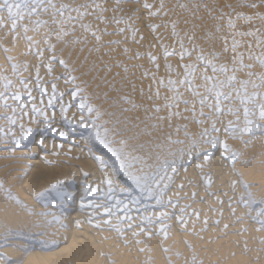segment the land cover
Here are the masks:
<instances>
[{
  "label": "bare ground",
  "instance_id": "bare-ground-1",
  "mask_svg": "<svg viewBox=\"0 0 264 264\" xmlns=\"http://www.w3.org/2000/svg\"><path fill=\"white\" fill-rule=\"evenodd\" d=\"M160 1L162 0H158V1H155V0H41V7L45 10L41 11L39 8H34L33 9V13L32 15H29L27 14V9L24 10V14H23V18L22 19H18V22H17V25H16V28L15 30H13L12 28V25H11V22L9 21L8 17H7V12H3V13H0V23H3L4 27H0V44L1 45H9V46H12V47H15V51L12 52V54L14 53V56H15V53L17 52H20L21 49L24 50V52L26 51L24 48H25V44H24V39H33V42L34 44L35 43H38V42H41V44H45V39L42 40V33L44 31L42 30H48V33L52 38V40L54 39H57L59 38L58 36H61L60 34L63 32V31H68V33L65 34V38H63L61 36V38L63 39V41H67V40H75V39H78V40H84L85 42L87 41H90L89 39V35H84V32L82 33L81 30H83V27L85 25L88 26L89 30L91 29V33H96L97 36H99L100 39H103V42L104 40L107 41V40H111L110 42H113V39L115 40V38H117L118 40V43L120 44V46L123 48V51L125 52V49H128V53L127 54H130V51L134 48L133 46H137V45H140V47H145V48H150L149 50V55L150 57H153V58H159V61L155 64L156 65V69L158 67L161 66V62L163 60L167 61V62H170V63H176L178 60L180 61L181 59H179V55H181V52H187L189 55H187V57L185 58H195V55L190 51V49H192L190 46H193L194 44H192V42L190 41L189 43H185L184 45V48L182 49L180 45H177L175 47H172L170 49H168V52L167 53H171V56L170 55H167L166 57V54L165 55H159L158 54V51L156 49H154V44H151V39L154 37L156 39H158L159 41H162V43L164 42V44L166 42H169L168 39L170 38H166V37H170L168 36L170 33V31H168V29H170L169 26V23L172 22L176 17L174 15L177 14V10H176V13L173 15L175 18H173L171 21H169L170 19V12L166 13V9L163 8V3H161ZM164 1V0H163ZM166 1H169V0H166ZM177 1V0H175ZM165 2V1H164ZM174 2V1H173ZM178 2V1H177ZM21 3H23V0H21ZM160 3V4H159ZM166 3V2H165ZM176 3V2H175ZM162 4V5H161ZM168 4V3H167ZM177 4V3H176ZM52 5H55V8L52 7ZM97 5H99L100 7H97ZM145 5H147V7H145ZM171 5L174 6V4H169L170 8H171ZM179 5H182V4H179ZM165 6V5H164ZM0 7H3L2 3H0ZM168 7V6H167ZM166 7V8H167ZM61 8H64L65 11L63 12V14L61 15L60 14V10ZM169 8V7H168ZM164 9V10H163ZM173 9V8H172ZM174 10V11H175ZM15 11V9H14ZM172 11V10H170ZM80 13H84L83 16L80 15ZM153 13H155V15H153ZM178 15V14H177ZM179 18V16H178ZM176 18V19H178ZM186 18V17H185ZM124 19V22L126 20L125 23H123L121 20ZM179 19H182L181 16ZM178 20H175V21H179ZM103 21V23H101L100 21ZM183 20L185 21L184 19V16H183ZM117 21H120L119 23H117ZM169 21V23H168ZM187 21V20H186ZM122 22V23H121ZM182 21H180V24H181ZM240 22V21H239ZM242 22V21H241ZM246 22V21H245ZM243 21V23H245ZM176 22H174L175 24ZM179 23V22H178ZM185 23V22H184ZM190 23V22H188ZM235 23V21H234ZM128 24V26H127ZM172 24V23H171ZM170 24V25H171ZM187 24V23H186ZM192 24V23H191ZM241 24V23H239ZM249 24V23H247ZM59 25V26H57ZM179 24H177L178 26ZM182 25V24H181ZM181 25H179L178 29L181 28ZM190 25V24H187V26ZM227 25V24H226ZM237 25V23H236ZM244 25V24H243ZM45 26V27H43ZM176 26V25H175ZM176 26V27H177ZM186 25H184L185 27ZM245 26V25H244ZM248 26V25H247ZM252 27V25H250ZM248 26V27H250ZM183 27V28H184ZM227 27V26H226ZM238 27V26H237ZM242 27V25H241ZM152 28H155V31L153 32L152 31ZM190 28V27H189ZM195 28H197V26H195L193 29L195 30ZM236 28V27H235ZM239 28V27H238ZM24 29H28L27 32L24 31ZM81 29V30H80ZM177 29V30H178ZM192 29V31H193ZM247 29V28H246ZM250 29V28H248ZM122 30V32H121ZM174 30V29H173ZM183 30H187V27L186 29H183ZM224 30H226V28H224ZM233 30V29H232ZM252 30V28H251ZM93 31V32H92ZM188 31V30H187ZM186 31V32H187ZM235 31V29H234ZM239 31V29H238ZM245 31V29H244ZM247 31V30H246ZM88 32V31H87ZM86 32V34H87ZM104 32V34H102ZM172 34H173V31H171ZM176 32V30H175ZM185 32V31H183ZM227 32V31H226ZM242 32V30H241ZM45 33V32H44ZM89 33V34H91ZM119 33V34H118ZM194 33V32H192ZM190 33V30H189V33L187 34V36L189 37V34H190V37H191V34ZM196 33V31H195ZM192 34L193 35H195ZM229 33H230V30H229ZM67 34H71L70 37H68ZM170 34V35H172ZM184 33H180V35H183ZM186 34V33H185ZM64 36V35H63ZM186 36V35H185ZM234 36V35H233ZM183 37V36H181ZM180 37V38H181ZM197 37V35H196ZM236 37V36H235ZM239 37V36H238ZM60 38V39H61ZM93 38V37H92ZM186 38V37H185ZM241 38V37H239ZM50 39V38H49ZM50 39V40H51ZM61 39V40H62ZM99 39V40H100ZM177 39V38H176ZM187 39H190V38H187ZM192 39V38H191ZM229 39H231V37L229 36ZM247 38H245V41ZM249 39V38H248ZM51 42L53 43L54 41ZM95 40V39H93ZM117 40L115 42H117ZM182 40V38H181ZM184 40V39H183ZM194 40V38L192 39ZM32 41V40H31ZM58 41V39H57ZM72 41V40H71ZM71 41H69V43H71ZM141 41L144 43H141ZM154 41V40H153ZM187 41V40H186ZM189 41V40H188ZM230 41V40H229ZM240 41V40H239ZM244 41V40H243ZM249 41V40H248ZM28 42V41H27ZM56 42V41H55ZM96 42V41H95ZM100 42V41H99ZM170 42L173 43L174 42V39H170ZM179 42V41H178ZM183 42V41H182ZM181 42V43H182ZM73 43V41H72ZM83 43V42H82ZM81 43V44H82ZM88 43V42H87ZM90 43V42H89ZM92 43V42H91ZM101 43V42H100ZM150 43V44H149ZM170 43V44H171ZM194 43V42H193ZM248 43V42H247ZM251 43V42H250ZM56 44V43H55ZM54 44V45H55ZM102 44V43H101ZM110 44V43H109ZM109 44H107L108 46L106 47H103L104 49L103 50H100L98 51V49H96V51H98V56L100 58V53H103L105 52V56L103 57V55L101 57L103 58H107V59H110L108 58L109 55L111 54V52H108L109 54L106 55V52L107 51H116V48L115 46H109ZM112 44V43H111ZM114 44V43H113ZM112 44V45H113ZM241 44V43H240ZM244 46V42L242 43ZM29 45V44H28ZM104 45V44H102ZM27 46V44H26ZM41 46V45H40ZM39 46V51L37 52V56H36V60H34L33 58H31V56H26L25 53L23 54H20V57L17 56V59L18 58H24L25 62L22 63L21 65H23V67L19 64V67H22L23 68V71L22 72H19L18 75H21L23 77V81H26V84H23L21 89L20 87H18V84L15 83L14 85L11 86L10 88V92L12 93L13 92H17L18 94L22 91L24 93H27L25 92V87H27V89L29 90L28 92H30V95H31V105L33 107H36L37 109H39L43 115H39V118H44L46 119L47 118V107L44 103V98H41L42 95H40V93H35L34 91H32V88L33 86L35 85V83H37V80H39V84L41 86H46L45 83H47V79H48V76L47 74L49 73H52L51 75L52 76H57V75H60L59 73H61L60 69L58 68L59 66V62L60 61H64V60H60L57 59V58H62V59H65L64 57V53L67 51L64 52L62 51V57L60 56H57L56 54L57 53H52V51H49V50H44L42 47ZM60 46V45H59ZM101 46V45H100ZM119 46V48H120ZM195 46V45H194ZM5 47V48H6ZM28 47V46H27ZM30 47V46H29ZM61 47V46H60ZM99 47V46H97ZM169 47V46H168ZM178 52H176L178 55H173L174 54V51H172V49L174 48H178ZM1 48V47H0ZM57 48V47H56ZM79 47H77L78 49ZM167 48V47H166ZM204 47H202V50H203ZM205 48L207 49V47L205 46ZM20 49V51L18 50ZM28 49V48H27ZM54 49V48H53ZM57 49H60V48H57ZM69 49V48H68ZM100 49V48H99ZM189 49V51H187ZM10 50V49H9ZM52 50V49H51ZM70 50V49H69ZM95 50V49H94ZM92 50V51H94ZM134 50V49H133ZM137 50V49H136ZM135 50V51H136ZM143 50V48H142ZM147 50V49H146ZM167 50V49H166ZM1 51V49H0ZM3 51V50H2ZM12 51V49H11ZM10 51V52H11ZM17 51V52H16ZM61 51V50H60ZM71 51V50H70ZM69 51V52H70ZM113 52L112 54L115 56V53L118 51V54L121 52H119V50L117 49L116 52ZM6 52V51H5ZM23 52V51H22ZM58 52V51H57ZM68 52V51H67ZM69 52H68V55H69ZM77 52V50H76ZM87 52V51H86ZM91 52V51H90ZM141 52V51H140ZM27 53V52H26ZM61 53V52H60ZM75 53V51H74ZM79 53V51H78ZM76 53V54H78ZM85 51L81 54H78L80 56L79 59H83L81 58L82 54L83 56L84 55ZM93 53V52H92ZM91 53V54H92ZM97 53V52H96ZM123 52H121L122 54ZM143 53V51H142ZM140 54L139 55V60L138 59H127L125 63V67L127 66H130V65H133L135 66L133 63L134 62H139V65L141 63L140 66L144 65V69L146 68L145 67V63H146V60L144 62V56L143 54ZM146 53V51H145ZM4 54V53H3ZM2 54V55H3ZM7 54V53H6ZM59 54V52H58ZM91 54H89L91 56ZM95 54V53H94ZM132 54H134V52L132 51ZM204 54V52H203ZM11 56V54H9ZM28 55V54H27ZM67 55V53H66ZM72 55V54H71ZM70 56V61H74L73 60V55ZM75 55V54H74ZM76 55V57L78 56ZM87 55V54H86ZM97 56V54H95ZM120 55V54H119ZM129 55V56H130ZM152 55V56H151ZM173 55V56H172ZM14 56H11L14 57ZM88 57L86 60H88L89 62L92 61L94 59V55L92 54V60H89V58L91 59V57ZM126 56V54H125ZM128 55L126 56L127 58L129 57ZM132 56V55H131ZM130 56V57H131ZM136 56V55H135ZM146 56V54H145ZM147 56H148V51H147ZM210 55H208L207 57H209ZM233 56V55H232ZM3 57L1 56V52H0V58ZM64 57V58H63ZM113 57V56H112ZM118 57V61H122L123 59L125 60V58H119ZM116 57V58H117ZM26 58V59H25ZM85 58V57H84ZM115 58V59H116ZM131 58H135L134 56L131 57ZM143 58V59H142ZM211 56L209 57V61L211 60L210 59ZM68 59V58H66ZM65 59V60H66ZM76 59V58H74ZM101 59V58H100ZM99 59V60H100ZM107 59H102L103 61L107 60ZM207 59V58H206ZM206 59L205 62L207 61ZM233 59V58H231ZM23 60V61H24ZM37 60L41 63L39 64H42L41 66L42 67H38V62ZM84 60V59H83ZM85 60V61H86ZM96 60V59H95ZM98 60V58H97ZM101 60V61H102ZM123 60V61H124ZM13 61H16L17 60H13ZM69 62V59L67 60ZM88 61L84 62V66H85V63H87ZM108 61V60H107ZM115 61V60H114ZM186 61V60H185ZM184 61V62H185ZM0 73L4 71V67H3V63L0 59ZM19 62V61H18ZM21 62V61H20ZM66 62L65 66L68 64H70L71 62ZM99 62V61H98ZM106 62V61H105ZM110 62V61H109ZM117 62V60H116ZM181 63L183 61H180ZM188 62H190V64L192 63V60L189 59ZM211 62V61H210ZM91 63V62H90ZM89 63V64H90ZM149 63V62H147ZM151 63V62H150ZM195 63V62H193ZM209 63V62H208ZM218 63V62H216ZM88 64V63H87ZM86 64V66H87ZM88 64V65H89ZM169 64V63H168ZM188 64V63H187ZM187 64H184L183 65H187ZM207 64V63H206ZM205 64V66H206ZM67 65V66H68ZM119 65V64H118ZM155 65H154V68H155ZM181 65V64H180ZM178 65V66H180ZM196 65V64H195ZM217 65V64H216ZM226 65V64H225ZM25 66H27L25 68ZM125 68L124 67V63L120 65V68ZM132 66V67H133ZM137 66V64H136ZM150 66V65H149ZM173 66V65H172ZM198 66V65H197ZM202 66V65H201ZM89 67V66H88ZM204 67V66H202ZM218 67V65H217ZM221 67V66H219ZM7 68V67H6ZM63 68V67H62ZM70 68V67H69ZM83 68V66H82ZM80 68V69H82ZM87 68V67H86ZM117 68V67H116ZM119 68V69H120ZM129 68V67H128ZM139 68V67H138ZM137 68V69H138ZM149 68V67H148ZM152 68V67H151ZM164 69V66L162 67ZM183 68V67H182ZM195 68V67H193ZM49 69H51V71L49 72ZM66 69V68H64ZM79 69V70H80ZM131 69V67H130ZM147 69V68H146ZM175 69V66L174 68H172V70ZM184 69V68H183ZM8 70V68L6 69ZM5 70V71H6ZM67 70V69H66ZM65 70V71H66ZM70 70V69H69ZM79 70H78V73H79ZM85 70V69H84ZM91 70V69H90ZM90 70H86V71H90ZM96 70V69H94ZM116 74H117V69H114ZM114 70H109L111 72H108V74L110 75L111 73H114L112 71ZM132 70V69H131ZM133 70L135 71V68H133ZM142 70V69H141ZM149 70V69H148ZM177 70V69H176ZM182 70V69H181ZM180 70V71H181ZM202 70L204 71V69H199V71H195V72H202ZM252 70V69H251ZM5 71L3 73H5ZM120 71V70H118ZM129 71V69L127 70ZM137 71V70H136ZM145 71V70H144ZM157 71L159 70H156V73L155 74H158ZM164 71V70H163ZM256 71V70H255ZM7 72V71H6ZM71 72V71H70ZM73 72V71H72ZM80 72H84L83 70ZM103 72L102 71V76L103 75ZM106 72V71H105ZM122 72V70H121ZM120 72V73H121ZM132 72V71H131ZM130 72V74H131ZM152 72V71H151ZM154 72V71H153ZM46 73V74H45ZM63 73V72H62ZM67 73V72H66ZM66 73L64 74L66 76ZM119 73V72H118ZM123 73L126 74L125 71H123ZM137 73V72H136ZM141 73V72H140ZM139 73V74H140ZM145 73V72H144ZM179 74V72H177ZM208 72H206L205 74H207ZM258 73V72H257ZM81 74V73H80ZM83 74H87V73H83ZM90 74V73H89ZM105 74V73H104ZM107 74V75H108ZM114 73V76L116 75ZM135 74V72H134ZM134 74H133V77H134ZM150 74V73H149ZM149 74L147 73V75L149 76ZM182 74V73H181ZM180 74V77L182 79V76ZM197 74V73H196ZM202 74V73H201ZM228 74V73H227ZM3 75V74H2ZM63 75V76H64ZM69 75V74H68ZM73 75V74H72ZM77 75V74H75ZM79 75V74H78ZM88 75V74H87ZM93 75V73H92ZM98 75V73H97ZM122 74H118V76L121 78ZM129 75V73L127 74ZM141 75V74H140ZM153 75V74H152ZM151 75V76H152ZM210 75V74H209ZM242 75V74H241ZM9 74L7 75V73H5L3 75V77H8ZM71 76V74H70ZM82 74H81V78H82ZM90 76V75H89ZM96 76V74H95ZM131 76V75H129ZM136 76V74H135ZM154 76V75H153ZM176 76V74L174 73V77ZM204 76V75H203ZM10 77V76H9ZM50 77V76H49ZM67 81H71V77L67 76ZM77 76H75L76 78ZM79 77V76H78ZM85 77V76H84ZM87 77V76H86ZM101 77V75H100ZM117 78V76H115ZM124 77V76H123ZM150 77V76H149ZM158 77V76H157ZM177 77V76H176ZM197 77V76H196ZM211 77V75H210ZM21 78V77H20ZM53 78V77H52ZM56 78V77H55ZM71 78V79H70ZM79 78L78 81L76 80L75 82H64L63 81V78H62V81L59 82L58 84V89H56L58 91V93L60 92H64L66 90H68L71 86H75L77 83L76 82H81L82 79ZM129 78V77H128ZM127 78V79H128ZM137 78V76H136ZM148 78V77H147ZM153 78V77H152ZM156 78V77H155ZM163 78V77H162ZM200 78V77H199ZM58 79V78H57ZM77 79V78H76ZM88 79V78H87ZM87 79H86V84H87ZM102 79V78H100ZM124 79V78H123ZM140 79V78H138ZM137 79V80H138ZM151 79V77H150ZM149 79V80H150ZM174 79V78H173ZM176 79V78H175ZM201 79V78H200ZM199 79V80H200ZM9 80V79H8ZM61 80V79H60ZM75 80V79H74ZM85 80V78H84ZM84 80H83V84H84ZM93 80H94V77H93ZM92 80V81H93ZM116 79H114L115 81ZM125 80V79H124ZM132 80V79H131ZM135 80V78H134ZM152 80V79H151ZM154 80V79H153ZM153 80L150 81L148 84L144 85L145 87L147 86V90L149 92V90H151V84L153 83ZM196 80V79H194ZM198 80V78H197ZM196 80V81H197ZM73 81V80H72ZM91 81V80H90ZM89 81V85L91 84V82ZM100 81V80H99ZM113 81V80H112ZM119 81V80H117ZM127 81V80H126ZM129 81V79H128ZM127 81V82H128ZM133 81V80H132ZM146 81V80H145ZM160 81V80H159ZM180 81V80H179ZM178 81V82H179ZM195 81V82H196ZM9 82V81H8ZM56 82V80H55ZM95 82V81H94ZM198 82V81H197ZM202 83H204L203 81H200ZM7 83V82H6ZM106 83V81L104 82ZM111 83V82H109ZM107 83V84H109ZM114 83V82H113ZM112 83V84H113ZM120 83V84H119ZM117 84H119L121 86V82H119ZM138 83V81H137ZM147 83V82H146ZM54 84V83H53ZM52 84V85H53ZM95 87L97 88L96 86V83H94ZM103 84V83H102ZM110 84V85H112ZM125 84V83H123ZM122 84V85H123ZM127 84V83H126ZM130 84V83H128ZM136 85V83H132V85ZM154 84V83H153ZM93 85V84H92ZM105 85V84H104ZM108 85V86H110ZM138 85H141L140 83H138ZM178 85V84H177ZM176 85V86H177ZM197 85H200L197 84ZM56 86V84H55ZM88 86V85H86ZM100 86V85H99ZM107 86V87H108ZM117 86V85H116ZM143 86V85H142ZM155 86V85H153ZM152 86V87H153ZM157 86V84H156ZM179 86V85H178ZM203 86V85H202ZM51 87V86H50ZM76 87V86H75ZM74 87V88H75ZM83 87V86H82ZM85 87V85H84ZM83 87V89H84ZM89 87V86H88ZM91 87V85H90ZM102 86H100L101 88ZM106 85L104 86L103 90H108L107 88L105 89ZM119 87V86H118ZM123 87V86H122ZM121 87V88H122ZM139 87V86H138ZM145 87L143 89H145ZM184 87V86H182ZM181 87V88H182ZM237 87V85H236ZM74 88L71 87V89L73 90L72 93L74 92ZM77 88V87H76ZM87 88V87H86ZM95 88V89H96ZM99 88V87H98ZM117 88V87H116ZM115 88V89H116ZM126 89V92H127V87H125ZM130 88V87H129ZM133 88V87H131ZM139 88H142L141 86ZM158 88V87H157ZM157 88L153 87V89H155L154 93L156 94L157 92H159V90H157ZM186 88V86H185ZM200 88V87H199ZM202 88V87H201ZM46 91H44V90ZM49 86L43 88L42 87V91L43 92H48L49 90ZM92 88H90V91H91ZM136 88L133 89V91L135 90ZM138 89V88H137ZM159 89V88H158ZM161 89V88H160ZM164 89V88H163ZM168 89V88H167ZM196 89V88H195ZM198 89V88H197ZM80 90H82L80 88ZM89 93V90L86 89ZM85 90V91H86ZM119 90H120V87H119ZM132 90V89H131ZM180 90V89H179ZM182 90V89H181ZM180 90V91H181ZM201 90V89H200ZM9 91V90H8ZM51 93L53 92L52 91V88H51ZM60 91V92H59ZM69 91V90H68ZM76 91V89H75ZM84 91V92H85ZM94 91V90H93ZM100 91V90H99ZM104 91L105 95H106V92ZM118 90L114 91V93H116ZM123 91V90H121ZM143 91V90H141ZM186 91V89H185ZM233 91V89H232ZM78 92V91H77ZM92 92V91H91ZM97 92V91H96ZM95 92V93H96ZM125 92V91H124ZM123 92V93H124ZM138 90L135 92L137 93ZM147 92V94H148ZM182 92V91H181ZM201 92V91H200ZM234 92V91H233ZM16 93V95H18ZM49 93V92H48ZM50 93V94H51ZM97 93H100V92H97ZM103 93V92H101ZM100 93V94H101ZM122 93V92H121ZM129 93H130V90H129ZM140 93V92H139ZM139 93H138V96H139ZM142 93V92H141ZM180 92L177 93V95L179 94ZM183 93V92H182ZM182 93H180L179 95H181ZM185 93V92H184ZM183 93V94H184ZM13 94V93H12ZM61 94V93H60ZM92 94V93H90ZM112 96L113 94L110 93ZM119 95V93H117ZM128 92L126 93L125 97L128 98L127 96ZM133 94V93H131ZM154 94V95H155ZM190 94V92H189ZM22 95V93H21ZM67 95V94H65ZM81 95V94H79ZM76 96V97H79ZM82 95H84L82 93ZM94 95V94H93ZM97 95V94H96ZM103 95V94H102ZM115 95V94H114ZM116 95V96H118ZM144 95L142 101L140 100V103L141 105H143V107L146 105H149V107L152 105V103L154 104L153 107L154 109L155 108H159L161 109L162 111H167L168 109H166L164 107L165 105V100L163 101L164 104H161L159 103V99L156 98V96H154V100L151 99V101H149V97L152 96L153 97V91L151 90L149 92L148 95L145 94V90H144ZM141 95V96H142ZM146 95V96H145ZM89 96V95H88ZM99 96V94L97 95ZM111 98H113L112 96L108 95ZM121 96V95H120ZM119 96V97H120ZM133 97V95H131ZM135 96V95H134ZM159 96H164V98L166 97V101L167 103L171 104L172 105V108L174 109H177L176 111H178V108H184L181 106L180 102H176L174 101L173 99H169L170 97H173L171 92H169L168 90H162L161 92H159ZM182 96V95H181ZM184 96V95H183ZM187 96V94H186ZM185 96V97H186ZM192 96V94H191ZM43 97V96H42ZM63 100L60 102V103H57L60 108L61 107H64L65 104L68 106V104L72 101V95H67L66 96H63ZM87 97V96H86ZM101 97V96H100ZM104 97V96H103ZM102 97V98H103ZM115 97V96H114ZM130 97V96H129ZM177 97V96H176ZM185 97H183L185 99ZM27 98H28V103H29V94L27 95ZM85 97H83L84 99ZM91 98V97H90ZM93 98H95L94 100H96V97L93 96ZM99 99V101L97 102H94L92 105H88L89 107H92L94 108L97 104H101L103 102V100ZM105 98V97H104ZM117 98V97H116ZM121 98V97H120ZM124 98V97H123ZM137 98V97H136ZM140 98V97H139ZM162 98V97H161ZM162 98V100L164 99ZM181 97L178 96L177 99L179 100ZM188 98V96H187ZM76 99V98H75ZM74 99V100H75ZM80 99V98H79ZM81 100L82 102H84L85 100ZM92 99V98H91ZM119 99V98H118ZM89 100V99H87ZM93 100V101H94ZM114 100V98L112 99ZM111 100V101H112ZM122 100V99H121ZM121 100H118V104H122V102L124 101H121ZM135 97H134V101H135ZM138 100V101H139ZM177 100V101H178ZM191 100V99H190ZM214 100V99H213ZM70 101V102H69ZM80 100L79 102H77V104H79L80 106V103H82ZM91 101V100H90ZM106 101V99L104 100ZM117 101V100H116ZM121 101V102H120ZM128 101L129 98H128ZM134 101H132L133 104ZM137 101V100H136ZM135 101V102H136ZM137 101V102H138ZM181 101V99H180ZM189 101V100H188ZM195 101V100H194ZM87 102V101H85ZM92 102V101H91ZM115 102V100H114ZM113 102V103H114ZM211 102V100H210ZM28 103L25 102L26 105H28ZM65 103V104H64ZM108 102L102 104L101 107H105ZM110 103V102H109ZM178 103V104H177ZM191 103V101H190ZM231 103V101H230ZM48 104V103H47ZM63 104V106H62ZM89 104V103H88ZM117 104V102H116ZM124 104V102H123ZM128 104V103H127ZM131 103L129 102V105ZM132 104V105H133ZM176 104V105H175ZM188 104V103H187ZM211 104V103H209ZM223 104V103H222ZM25 105V106H26ZM30 105V108L32 107ZM49 105V104H48ZM97 105V106H98ZM108 105V104H107ZM110 105V104H109ZM137 105V103H136ZM183 105V104H182ZM193 105V102L191 103L190 106ZM197 105V103H196ZM231 105H234L235 104H230L228 105V103L225 105H223L224 109H228V107H231ZM66 106V107H67ZM79 106H76V107H79ZM113 105H111L112 107ZM114 106H115V103H114ZM116 106H119V105H116ZM126 106V103L125 105ZM123 106V107H124ZM135 106V105H133ZM187 106V105H186ZM188 107L190 109H193L191 107ZM240 106V105H238ZM28 107V106H27ZM26 107V108H27ZM100 107V108H101ZM127 107V106H126ZM139 107V106H138ZM142 107V108H143ZM148 107V108H149ZM194 107V106H193ZM222 107V108H223ZM52 108V107H51ZM65 108V107H64ZM98 108V107H97ZM96 108V109H97ZM109 108V107H108ZM113 108V107H112ZM135 108V107H134ZM137 108V106H136ZM135 108V109H136ZM151 108V107H150ZM149 108V109H150ZM187 108V110H188ZM195 108V107H194ZM206 108V107H205ZM241 108V107H239ZM238 108V109H239ZM28 109V108H27ZM58 109V107L56 108ZM85 109V108H84ZM87 109V107H86ZM95 109V108H94ZM104 109V108H103ZM106 109V107H105ZM127 109V108H126ZM129 109V108H128ZM140 109V107H139ZM181 109V110H182ZM186 109V108H185ZM196 109V108H195ZM223 109V110H224ZM234 109V108H233ZM100 110H97L99 111L100 113ZM116 110V108H115ZM114 109L112 110H109V116L111 117L110 113L112 114L113 113V118L111 119V122H110V118H108L110 124L109 125H113L115 126L113 130H115L114 132H116L117 130H120L119 128H123L125 129L123 131V134L120 136L118 133V136L114 135L112 136V138L116 141V142H119L120 143L118 145L115 144L114 147L116 146H121V145H124V144H127L128 147H133V145H137L139 144L140 145V148H144V153L147 154L145 152V149L146 151L149 153L150 148L149 147L150 145L147 143L148 142V139H150L154 134L155 136H157L158 138V141H160L159 139L162 138V136L160 135V131L158 130H155L154 132L151 131V135L150 137H148L147 135V132L149 131L148 128V125L149 123H146L145 122V116L143 117V119H145L143 121V119H137L135 121V119H133L132 115L130 116V119L128 120V124L126 123H123L124 121L126 122V118L128 117V115L130 113H125L123 112V110H117L115 111ZM133 110V109H132ZM131 110V111H132ZM147 110V109H146ZM152 110V109H151ZM236 110V109H235ZM68 112H71V113H66V112H63L65 114H67V116L65 115V117L70 120H72L73 122H70V123H76V118L77 116L73 117L71 116L72 115V112L73 111H69L67 109ZM105 111V110H104ZM103 111V112H104ZM108 111V110H106ZM105 111V114L107 113ZM130 111V110H128ZM140 111V110H139ZM144 111V110H143ZM148 111V110H147ZM153 111V110H152ZM151 111V114L153 113ZM189 111V110H188ZM194 111V110H193ZM198 111V109H197ZM228 111V110H227ZM226 111V112H227ZM238 111H241V110H238ZM54 112V111H53ZM58 112V111H57ZM60 112V111H59ZM87 112V114L89 113L88 111H85V113ZM137 109L136 110H133L132 113H137ZM150 112V110L148 111V113ZM160 112V111H159ZM158 112V113H159ZM172 111L168 112V113H171ZM174 112V111H173ZM181 112V111H180ZM179 112V113H180ZM225 112V111H224ZM243 112V110H242ZM142 113V112H141ZM141 113L139 112V114L141 115ZM146 114V111L144 112ZM165 113V112H164ZM178 113V112H176ZM183 113V112H182ZM186 112H184V115H187V119H188V115L189 114H185ZM239 113V112H238ZM91 114V113H90ZM101 114L102 113V110H101ZM138 114V113H137ZM138 114V115H139ZM156 114V113H155ZM163 114V113H162ZM167 114V113H166ZM165 114V115H166ZM174 114V113H173ZM208 114V113H207ZM241 114V113H240ZM57 114L55 113H50V116H53V118H55ZM61 115V114H60ZM94 117L95 114H93ZM121 115V117L123 118V122L121 124H119L121 122V120H119V117ZM164 115V114H163ZM223 115V113H222ZM226 115V114H225ZM49 116V115H48ZM59 116V115H57ZM105 116V115H104ZM148 116V115H147ZM151 116V115H150ZM156 116H160V115H157ZM171 116V115H170ZM181 116V115H180ZM191 116V115H190ZM189 116V118H190ZM213 116V115H212ZM211 116V118H212ZM241 116V115H240ZM60 117V116H59ZM64 117V118H65ZM100 117V116H99ZM107 117V116H106ZM120 117V119H121ZM136 117H138L136 115ZM134 117V118H136ZM162 117V115H161ZM160 117V119H161ZM169 117V115H168ZM214 117V116H213ZM221 117V116H220ZM224 117V116H222ZM221 117V118H222ZM227 117V116H226ZM15 120H16V127L15 129H7L6 131V134H7V138L5 139L4 143L2 144L1 148L5 149V151L3 152H0V164H3V165H6L5 169L2 170V167H1V170L2 172L0 173V209H4V200H3V195L6 193L7 195H10V197H8V202L10 201H15L14 199H12L11 197H15L16 199H18L20 201V205H23L25 206L24 208H27L30 212H39V214H41L40 217H37L35 218L36 221L39 220V226H41L44 230H46L44 232V235L42 236H39L38 240H50L51 243H55L58 245V249L54 252H50V253H42L38 250H35L31 253H29V255L27 256L24 264H109L107 261H104L103 260V257L101 255L102 251H104V249H109V251L112 253L111 255V260H112V264H165L163 261H166L165 260V255L166 256H169L167 258H170L171 261H174L176 259V264H180L181 262L185 261V264H232L234 262H236V260H240L242 259V257H244L243 255H241L240 253H238V251H234L235 253H233L234 255L233 256H226L225 258L222 256L223 255V252H224V249H225V243H224V249L221 248V243L223 244V240L222 238H218L220 240H218L217 238V243L216 241H214L215 237L210 235L213 240H210L209 238H207L208 236V231H207V235H204L203 233L205 232H199L200 230V227L201 224L202 225H205L204 221H207V225H210L208 222H210L212 220V218H210L214 213L210 210V207H207L210 205V203L214 204L212 201L213 200H219V201H223L225 200L226 198L229 200V202L231 203L232 205V208L229 209L228 211L230 212H233L232 209L234 208L235 211H237L239 208H237L234 204V201L235 200V197L233 198H230V192L228 191V184L229 182H233V178H231L230 175H228V166L226 167L225 165V157H228L227 155H229L230 153L228 152H224L223 149L221 147H219L220 149H218L219 151L216 153L215 155V159H213V164H209V165H212L211 167V171L209 173L210 177L212 179H214L216 181V183L214 184L213 183V189H216L214 192H216V195L213 194V199L211 200V202L209 201V205L207 203V206L206 205H202L203 208L199 205V203L197 202H200V201H207L208 202V199L205 200L206 198L204 197V193L203 191L200 189L201 186H197L196 185V182L199 181L197 180V177H198V174L200 172H202V170L200 168H202V165H200V163H205L204 161V157L202 158H199L198 159V162H195L192 164L191 167L187 168H183V169H180L179 170V176H181V179L182 180V183L186 184L187 187H183L182 185V188H184L185 190H181V194L183 197H181V200L177 201V202H174V203H169L168 205V208L167 210H169L170 212H175L176 215H174L172 218H166L163 220V222L157 224V217H159L160 215L163 214V212H160V213H154L153 211H149L148 213H140L138 214L139 212V208H136V206H134L132 203H129L130 201L126 198H119L118 195H123V193L125 192L126 193V189L124 186H118L115 188L114 184H111V188L106 187V183L104 182L105 179L107 180H111L112 179H109V173L110 171L107 172V170H104L102 168L99 167L98 165V162H103V160L106 161V158L103 154H101V151L106 153L107 152L109 153L108 150H105L103 151V149L99 148L98 146H95L94 145V149L96 150H92V154L89 155L90 153H87L88 151L85 150V145L86 143L84 141H82L83 139H78V140H74V139H69L68 140V143L69 145H61L58 141H56L54 138H62L61 137V133L64 134V137L66 136V132L63 131L64 129L62 128V125H61V128L59 126V121L58 123H56L57 121L56 120H53V121H47V119L45 120V124L44 125H37L38 128L41 130V128L43 127H48L49 128V134L54 136L53 137H50V136H41V135H38V137L36 138V141L33 143V145H30L28 147L27 146V143H28V138H24L22 139L21 137V134H22V130H21V125H23V128L24 129H30L29 126L31 123L29 120H27L26 118H30L28 115L26 117H23L20 115L17 119L16 117H13ZM40 118V119H41ZM58 118V117H57ZM61 118V117H60ZM75 118V119H73ZM93 118V116H92ZM103 118V120H105L104 117H101ZM100 118V120H101ZM116 118V119H115ZM133 120H132V119ZM147 118V117H146ZM149 118V116H148ZM175 118V117H174ZM210 118V116L208 117ZM207 118V119H208ZM210 118V119H211ZM231 118V117H230ZM237 118V117H236ZM240 117L238 116L237 119H239ZM50 119V117H49ZM56 119V118H55ZM59 119V118H58ZM95 119V118H94ZM107 119V118H106ZM151 119V118H150ZM167 119V118H166ZM165 119V120H166ZM173 119V117H172ZM171 119V120H172ZM220 119V118H219ZM226 119V118H225ZM224 119V120H225ZM233 119V118H232ZM235 119V118H234ZM236 119V120H237ZM60 120V119H59ZM64 120V119H63ZM67 120V119H66ZM98 120V119H95V121ZM181 120V119H180ZM241 120V119H240ZM42 121H44L42 119ZM68 121V120H67ZM102 121V120H101ZM101 121H99L101 124H103ZM150 121V120H149ZM154 121V119H153ZM155 121H156V118H155ZM162 121H164L162 119ZM173 121V120H172ZM171 121V122H172ZM178 117H177V122H178ZM204 121V120H203ZM222 121V120H221ZM230 121V119H229ZM107 122V121H106ZM107 122V124L109 123ZM180 122V121H179ZM227 122V120H226ZM243 122V120H242ZM62 123V122H60ZM66 123V122H65ZM95 123V122H93ZM98 123V122H97ZM97 123L95 124L97 126ZM210 123H211V120H210ZM224 123V122H223ZM241 123V122H240ZM101 124H98V126H100ZM106 124V123H105ZM119 126H116L118 125ZM129 125V127L125 126V125ZM153 124V123H152ZM151 124V125H152ZM162 124V122H161ZM172 125V123H170ZM174 124V122H173ZM189 124V123H188ZM83 126V124H81ZM156 125V124H154ZM158 125V123H157ZM162 125H165V123H163ZM191 125V124H190ZM188 125V126H190ZM227 125V124H226ZM236 125V124H235ZM86 126H88L86 124ZM107 126V125H106ZM104 127L108 130L107 127ZM170 126V125H169ZM174 126V125H173ZM187 126V125H186ZM192 126V125H191ZM234 126V125H233ZM237 127L239 126L236 125ZM234 126V127H236ZM41 127V128H40ZM153 127V126H152ZM151 127V128H152ZM155 127V126H154ZM172 127V126H171ZM170 127V128H171ZM8 128V127H7ZM111 128V127H110ZM109 128V129H110ZM136 128L138 130H136ZM163 128V127H162ZM169 128V127H168ZM196 128V127H194ZM194 128L192 127V129L194 130ZM63 129V130H62ZM157 129V127H156ZM159 129V128H158ZM161 129V127H160ZM191 132V127L188 128ZM191 129V130H190ZM37 130V128H36ZM103 130V129H102ZM112 130V131H113ZM164 131V129H161ZM174 130V129H173ZM196 130V129H195ZM223 130V129H222ZM221 130V131H222ZM9 131H11L12 135H9ZM111 131V132H112ZM121 131V130H120ZM169 131V130H168ZM104 132V131H101V133ZM110 132V133H111ZM113 132V133H114ZM119 132V131H118ZM150 132V131H149ZM105 133V132H104ZM136 133H143V135L141 136L140 134H138V136L140 135V137H138V139H135V135ZM162 133V131H161ZM169 133V132H168ZM167 133V134H168ZM171 133V132H170ZM220 133V132H218ZM222 133V132H221ZM26 134V133H25ZM25 134H24V137H25ZM31 134V133H30ZM29 134V135H30ZM112 134V133H111ZM115 134V133H114ZM194 135V133H191ZM223 134H225L223 132ZM97 135V134H96ZM113 135V134H112ZM165 135V134H164ZM163 135V136H164ZM196 135V134H195ZM215 135V134H214ZM219 135V134H218ZM229 134H227L228 136ZM255 135V134H254ZM137 136V135H136ZM217 137V135H215ZM213 136V140H214V137ZM221 137V134L219 135ZM241 136V135H240ZM248 136V135H247ZM103 137V136H102ZM170 137V135H169ZM195 137V136H193ZM212 137V135H211ZM223 137V136H222ZM111 138V137H110ZM137 138V137H136ZM196 138V137H195ZM224 138H226L224 136ZM224 138H222V140H224ZM228 138V137H227ZM226 138V139H227ZM156 138H154V141H155ZM192 139V138H191ZM240 140V138H238ZM242 139V138H241ZM13 140H17L20 142V147L19 148H16L14 144H12L11 142ZM162 140V139H161ZM217 140V139H216ZM215 140V141H216ZM219 140V139H218ZM217 140V141H218ZM121 141H123L124 143L122 144ZM147 141V142H146ZM153 141V140H152ZM153 141V142H154ZM193 141V139H192ZM211 141V139H210ZM241 141V140H240ZM238 141V142H240ZM245 141V140H244ZM247 143L246 145H258L260 144L262 147L260 148H263V151H264V135H261V136H248L247 137ZM114 142V141H113ZM151 142V143H153ZM191 142V141H190ZM226 142H229V139L228 141ZM157 143V142H156ZM164 143V142H163ZM210 143V142H209ZM218 143V142H217ZM220 143V142H219ZM230 143V142H229ZM245 143V142H244ZM212 144V143H211ZM221 144V143H220ZM232 144V143H231ZM114 145V144H112ZM111 145V146H112ZM138 145V146H139ZM149 145V146H148ZM233 145H238V144H234L233 142ZM244 145V144H243ZM245 145V146H246ZM158 146V145H157ZM161 146V145H160ZM166 146V145H165ZM180 147V145H178ZM213 146V145H211ZM219 146V145H217ZM229 146V145H228ZM137 147V146H136ZM210 147V145H209ZM238 146H236L235 148H237ZM241 147V146H240ZM243 147V146H242ZM249 147V146H248ZM112 148V147H111ZM118 148V147H117ZM139 148V149H140ZM211 148V147H210ZM208 148V149H210ZM234 148V149H235ZM244 148V147H243ZM256 148V147H255ZM106 149H107V146H106ZM109 149V147H108ZM115 149V148H114ZM165 149V148H164ZM180 149V148H179ZM177 149V150H179ZM191 149V148H190ZM240 149V148H239ZM242 149V148H241ZM252 150L254 148H251ZM258 149V148H257ZM256 149V151H257ZM2 150V149H1ZM90 150V149H89ZM142 150V151H143ZM154 150V149H153ZM152 150V151H153ZM157 150V149H156ZM161 150V148H160ZM185 150V149H184ZM183 150V151H184ZM193 150V149H192ZM192 150L190 151L191 152V155L193 156V158L197 155L193 152H196L195 150L192 152ZM197 150V149H196ZM246 150V148H245ZM262 150V149H261ZM162 151V150H161ZM160 151V152H161ZM169 150H167L168 152ZM188 151V150H187ZM199 151V150H197ZM212 151V150H211ZM112 151H110L111 153ZM208 152V151H207ZM210 152V151H209ZM250 152V150H249ZM259 152V151H257ZM143 153V152H142ZM153 153V152H152ZM176 153V152H175ZM189 153V152H188ZM227 155H226V154ZM150 154V153H149ZM185 154V153H184ZM190 154V153H189ZM188 154V155H189ZM206 155V154H205ZM209 155V154H207ZM240 155V153H239ZM251 155V154H250ZM181 156V155H180ZM184 156V155H183ZM191 156V157H192ZM198 156V155H197ZM213 156V155H212ZM209 157V156H208ZM259 159H261L259 162V165L261 164L262 166L264 165V163L262 164L261 161L264 160V152H261V155L258 156ZM189 159H190V156H188V159L186 157V159L183 158L184 161H188L189 162ZM210 159V158H209ZM258 159V160H259ZM179 160V158H178ZM182 160V161H183ZM104 161V162H105ZM197 161V160H196ZM179 162V161H178ZM181 163V162H180ZM183 163V162H182ZM174 164V163H173ZM187 164V163H186ZM197 164H199L201 167L198 169L197 168ZM228 164V163H226ZM1 165V166H3ZM208 165V164H207ZM175 166V165H173ZM205 166V165H204ZM105 167V166H104ZM182 167V166H180ZM207 167V166H205ZM259 167V166H258ZM257 167V168H258ZM264 167V166H263ZM171 168V167H170ZM174 168V167H173ZM208 168V167H207ZM230 168V167H229ZM254 168V167H253ZM256 168V169H257ZM260 168V167H259ZM262 168V167H261ZM176 169V168H175ZM203 169V168H202ZM205 169V168H204ZM245 170V168H243ZM247 169V168H246ZM250 169V168H249ZM255 169V168H254ZM252 169V170H254ZM264 169V168H263ZM262 169V170H263ZM102 170H104V172H102ZM209 170V169H208ZM169 171H173V169L171 168V170L169 169ZM177 171V170H176ZM207 171V170H206ZM246 171V170H245ZM248 171V170H247ZM258 171V169H257ZM261 171V169H260ZM259 171V172H260ZM254 172V171H253ZM230 173V171H229ZM250 173V172H249ZM248 173V175L250 176V174L252 175L253 173L251 172L250 174ZM264 173V172H263ZM171 174V173H169ZM177 174V173H176ZM175 174V175H176ZM203 174V172H202ZM205 174L207 175V173L205 172ZM247 174V173H246ZM257 175V172L254 173ZM261 174V173H260ZM203 176V175H202ZM253 176V175H252ZM260 176V175H259ZM183 177V178H182ZM206 177V176H205ZM254 177H257V176H254ZM253 177V178H254ZM203 178V177H202ZM208 178V177H207ZM207 178H205V181L207 180ZM251 178V176H250ZM259 178V177H257ZM177 180V178H175ZM249 179V178H247ZM262 180V178H260ZM259 179V180H260ZM264 179V177H263ZM179 180H180V177H179ZM178 180V181H179ZM211 180V179H210ZM250 180V179H249ZM260 180V181H261ZM110 181V182H111ZM114 181V180H113ZM175 182L177 186V184H180L181 180L179 181V183ZM254 181H258L254 179ZM123 182L125 184H127V182L125 180H123ZM262 182V181H261ZM264 182V181H263ZM198 183V182H197ZM200 183H201V179H200ZM210 183V181L208 182ZM228 183V184H227ZM259 183V182H258ZM53 184H58V192L56 193H47L45 198L44 199H41V206H37L36 202H39V200H37L35 197L39 196V194L41 192H45L46 190L50 189L51 185ZM264 183H262L263 185ZM129 185V184H127ZM181 185V184H180ZM210 185V184H209ZM230 185V184H229ZM260 185V184H259ZM179 186V185H178ZM231 186V185H230ZM229 186V187H230ZM261 187V186H260ZM177 188V187H176ZM92 189H95V192H92L91 190ZM174 189V188H173ZM179 189V188H177ZM212 187H211V190H213ZM175 190V189H174ZM261 190H263V188H261ZM176 191V190H175ZM171 193V192H169ZM173 193V192H172ZM5 194V195H6ZM13 194V195H12ZM127 194V193H126ZM175 194V193H173ZM176 195H179V194H175ZM235 195V194H233ZM174 196V195H172ZM215 197V198H214ZM160 200V199H159ZM167 201V199H166ZM192 201V202H191ZM194 201V202H193ZM215 201V202H216ZM108 202V203H107ZM113 202L112 205H110L109 203ZM204 202V204H205ZM81 203H84L85 205H91L92 207H85V208H81ZM107 203V204H106ZM228 203V202H227ZM229 203V204H230ZM11 204V202H10ZM14 204V203H13ZM12 204V205H13ZM36 204V205H35ZM218 204V203H216ZM220 204V203H219ZM223 204V203H222ZM225 205L228 207L229 206ZM16 205V204H15ZM175 205V206H173ZM9 206V205H8ZM212 206V205H211ZM17 207V206H16ZM22 207V206H21ZM39 207L41 209H39ZM199 207L202 208L201 212H199ZM225 207V206H224ZM237 208V209H236ZM2 209V210H3ZM10 209V208H9ZM19 209V208H18ZM17 209V210H18ZM220 209H222V206L220 207ZM224 209H227V208H223ZM22 210V209H21ZM24 210V209H23ZM13 211V210H11ZM15 211V210H14ZM20 211V209L18 210ZM28 211V213H30ZM240 209L237 211L236 214H240ZM24 212V211H23ZM218 212V211H217ZM239 212V213H238ZM16 213V212H15ZM105 213H107V215H105ZM216 213V212H215ZM223 213H226V211L224 210ZM19 214V213H18ZM33 214V213H31ZM228 214V213H227ZM233 214V213H232ZM26 215V214H25ZM166 215V214H165ZM217 215H220V214H216V218H217ZM231 215V213L229 214ZM9 216V215H8ZM223 217V215H221ZM228 218V222L224 216V218L222 219V224H221V228H223L222 230H227V232H230L228 234H225L226 236L223 237V239L227 240V239H232V238H235L236 236H234L235 232L233 233V229H236L234 228L233 226L229 225L231 222V218H229L228 215H226ZM240 216V215H239ZM5 217V215H4ZM2 217V219L4 218ZM12 217V216H11ZM20 217V216H19ZM23 217H26V216H23ZM163 217V216H162ZM198 217V218H197ZM238 217V216H236ZM10 218V217H9ZM28 218V217H27ZM220 218V217H219ZM5 219V218H4ZM3 219V220H4ZM211 219V220H210ZM230 219V220H229ZM2 220V221H3ZM11 220V219H10ZM16 220V218L14 219ZM21 220V219H20ZM25 220V219H24ZM59 221V223H57L56 221ZM107 220L108 223L105 224L104 221ZM145 220L146 223L148 224H145V226H148V230L145 231V229H142V226L140 225V222ZM219 220V219H218ZM221 220V219H220ZM225 220H226V224H228V227L227 229H225ZM6 221V220H5ZM34 221V220H33ZM24 222V221H23ZM160 222V221H159ZM11 223V222H10ZM27 223V222H26ZM30 224V223H29ZM77 224L79 225V227H77ZM157 224V225H156ZM212 224V223H211ZM232 224V223H231ZM245 224L244 221L243 223H237L235 225V227H238L241 228L240 226ZM93 225H99L98 227H93ZM22 226V225H21ZM108 228V230H110V233H107V232H101L99 229H104V228ZM202 228V227H201ZM247 230H244L243 232L245 233L246 231V235H252L255 233H259L260 236H262L264 238V233H260V232H256V229H255V226H253L252 224L247 226L246 227ZM257 228V227H256ZM39 229V228H38ZM41 229V228H40ZM236 229V230H237ZM242 229V228H241ZM245 229V228H243ZM242 229V230H243ZM202 230H205V229H202ZM229 230V231H228ZM232 230V231H231ZM239 231V230H238ZM151 232H154V235L153 237H151V235H149V233ZM209 232H212L214 233L215 235V232H214V229L209 228ZM240 232V231H239ZM243 232H240L238 233V236L241 235V233ZM200 233V234H199ZM217 233V236H218V232ZM220 233V232H219ZM226 233V232H225ZM237 235V234H236ZM245 235V234H244ZM257 235V236H259ZM3 236V235H2ZM194 236V237H192ZM195 236H196V239H195ZM209 236V237H210ZM220 236V235H219ZM233 236V237H232ZM242 236V235H241ZM8 237V236H7ZM168 237V238H167ZM210 237V238H211ZM244 237V236H242ZM251 237V236H250ZM248 237V238H250ZM167 238V239H166ZM239 238V237H238ZM260 238V237H258ZM236 239V238H235ZM246 239V238H245ZM244 239V240H245ZM257 239V238H255ZM35 240V239H34ZM222 240V241H221ZM224 240V241H225ZM234 240V239H233ZM249 241V244L252 245V241H254V239H252V241L250 239H248ZM184 241H187L186 243L189 244V247L188 249L184 248L183 245L181 244L182 247H179V245L177 246L176 244H180L181 242H184ZM229 241V240H228ZM231 241V240H230ZM229 241V242H230ZM236 241V240H235ZM240 240H238L239 242ZM261 241V240H260ZM262 241H264L262 239ZM173 242H175L176 244V248L174 249H170L169 252H165V249H167L170 245H173ZM202 245H200L201 243ZM227 242V241H226ZM237 242V241H236ZM235 242V243H236ZM241 242V241H240ZM234 243V245H235ZM256 243V242H255ZM228 246L229 243H227ZM233 244V243H232ZM185 245V244H184ZM214 245H218V247H220L219 249H222L223 252H218L220 253L219 255L223 257V263H220L218 262L217 260V263L216 262H213L212 260L214 259L213 258V255H212V251L215 250V247ZM242 246V243L240 244ZM248 245V243H247ZM257 245V244H256ZM239 246V245H238ZM240 246V247H241ZM244 246V245H243ZM249 246V245H248ZM255 245H252V246H249L248 248H246V252L249 253L246 257H244L242 259V261H245V264H264V259H263V255L262 253H264V243L258 245L259 247H254ZM135 247H139L140 249L141 248H145V247H148L150 248V250H146L144 249L143 251V254L142 255H139L137 256L136 254H138L137 252L135 251H132V249H134ZM234 247V246H232ZM231 247V248H232ZM246 247V246H245ZM170 248V247H169ZM173 248V247H171ZM237 248V247H236ZM6 250L4 249H0V254H3L7 251L8 248H5ZM214 249V250H213ZM217 249V248H216ZM228 249V250H227ZM226 252L228 253L230 251V248H227ZM237 249H240V248H237ZM235 249V250H237ZM242 249V248H241ZM248 249V251H247ZM11 249H9L10 251ZM169 250V249H167ZM245 250V249H244ZM242 249V251H244ZM7 252L9 253L10 255V252ZM13 251V250H12ZM105 251V252H106ZM108 251V252H109ZM177 251L179 254L176 255L174 254V252ZM218 251V250H216ZM260 251V252H259ZM172 252V254L170 255V253ZM232 252V250L230 251ZM229 252V253H230ZM15 252H12L11 254H13ZM18 253V252H17ZM15 253V254H17ZM166 253V254H164ZM242 253V252H241ZM216 254V255H215ZM214 255L215 256H218L217 253H215ZM222 254V255H221ZM226 253H224V256H225ZM6 255V254H5ZM178 256H180V258L178 259ZM214 256V257H215ZM256 256V257H254ZM6 257V256H5ZM12 257V255H11ZM10 257V258H11ZM213 258V259H212ZM220 258V257H219ZM13 259V258H12ZM222 258H220L219 261H221ZM168 261V260H167ZM215 261V260H214ZM241 261V262H242ZM173 263V264H174ZM184 263V262H183ZM0 264H3L2 263V260H0ZM11 264V263H9ZM15 264V263H14ZM168 264V263H166ZM234 264H237L234 263ZM241 264V263H240Z\"/></svg>",
  "mask_w": 264,
  "mask_h": 264
},
{
  "label": "rangeland",
  "instance_id": "rangeland-1",
  "mask_svg": "<svg viewBox=\"0 0 264 264\" xmlns=\"http://www.w3.org/2000/svg\"><path fill=\"white\" fill-rule=\"evenodd\" d=\"M155 1H158V0H155ZM166 3H165V2ZM162 0V1H160L161 3H163V8L164 9H166V13L168 12H170V14H172V15H170V19H169V21H171L173 18H178V16H179V18H180V16H181V18L182 19H179V21H175V20H178V19H174L172 22H170L169 23V21H168V23H169V25H168V27L169 26H171V27H169L170 29H168V31H170L169 33L170 34H172V32L171 31H173V33L175 32V30H176V32H175V35H168V36H170V37H166V38H170L171 39V41H172V39H174V42L173 43H171L170 42V39H168V41L169 42H166L165 44H164V42L162 43V41H159L158 39H156V38H152L151 39V44H154V49H156L157 51H158V54L159 55H165L167 52H168V49H170L171 47H172V45H173V47H175L176 46V44L175 43H177V45H180L181 46V44H183V48H184V46H186V45H184L185 43H189L190 41L192 42V44H194L193 46H190L192 49H190V51L195 55V58H189V59H191L192 60V63L190 64V62H188V58H184L183 60H180V61H183L182 63L178 60L175 64L174 63H170V62H167V61H165V60H163L162 62H161V66L160 67H158L157 69H156V65H155V68H154V65L152 64V62L149 60V57H150V55H149V50H150V48H145V47H142L143 48V50H142V48L140 47V45H137V46H133L134 48V50L132 49L131 51H130V53H131V55L130 54H127L128 53V51H126V52H124L123 51V48L120 46V44L118 43V40H117V38H115V40L113 39V42H115L116 40H117V42H115L114 44H113V42H110L109 40H107V41H105L104 40V42H103V39H100L99 41L102 43V44H104V45H102L100 42L99 43H97V41H96V38H95V36H93V35H91V34H89V33H91V32H89V31H91V29L89 30V28H88V32H87V34H86V31L84 30V27H83V30H81V32L83 33L84 32V35H89L90 37H89V39H90V41H87V42H85L84 40H78V39H75V40H73V39H71L72 41H73V43H72V41L71 40H65V41H63V39L61 38V36L63 37V38H65V34L66 33H68V31H63L60 35L61 36H58L59 38H57L58 39V41H57V39H51L52 37L49 35V34H47L48 33V30L46 29H44V30H42V31H44L43 33H42V40H44L45 38V41H47V43H45V44H41V42H38V43H35L34 44V42H33V39H24V44H25V52H24V50H22L21 49V51H20V49L18 50V51H20V52H17V53H15V56H14V53L12 54V52L13 51H15V47H12V46H9V45H7V47H6V45H1L0 44V49H1V56H3V57H1L0 59H1V61H2V65H3V67H4V71L8 68V70H6L5 71V73H7V75L9 74V76H8V81H10L11 82V86L12 85H14L15 83H17L18 84V87H22V85L23 84H21L20 83V81L21 80H23V77L22 76H20L21 75V73H20V75H18L19 74V72H22L23 71V65H21L22 63H24L25 62V60H24V58H18L17 59V56L18 57H20V54H23V53H25L26 54V56H31V58H33L34 60H36V56H37V52L40 50L39 49V46L40 47H42L44 50H49V51H52V53H54L55 51V53H57L56 55L57 56H61L62 57V51H66V49H67V51L69 52L70 50V52H69V55H71L72 57H73V60L74 61H70V56L68 55V52L66 51L63 55H64V57H65V59L66 58H68L69 59V62H71L68 66L66 65L65 66V64H66V62H68L67 60L68 59H62V58H57V59H59V61L60 60H64L63 62L65 63H63V64H61L60 62H59V69H60V71H61V73H59L60 75H57V76H52L51 74L52 73H48L47 74V76H48V79L46 80L47 81V83H45V85L46 86H41L40 84V87L39 88H37V83H35V85L33 86V88H32V91H34L36 94L37 93H40V95H42V87L43 88H45V87H47V86H49V90H48V92H46V95H42L41 96V98H44V103H45V105H46V107H47V114L49 115H47V121H53V120H56L57 122L56 123H58V121H59V126H60V128H61V125H62V128L64 129H62L63 131H65L66 132V136L65 137H63V138H54V136H52V135H50L49 134V128L48 127H43V128H41V130L38 128V126L37 125H44L45 124V120L46 119H44V118H39V115H37V114H34V113H32V105L30 104V103H28V98H27V95L30 93V92H27V93H24V92H20L18 95H20L21 96V102L22 103H24L25 104V102L26 103H28V105H26V107L28 108L27 109V111H28V116L30 117L29 119L28 118H26L27 120H29L31 123H29L30 124V126H29V128H30V133H26L25 134V137L24 136H22V134H21V137H22V139H24V138H28L29 137V141H28V143H27V146L26 147H28V146H30V145H33V143L36 141V138L38 137V135H41V136H50V137H53L56 141H58L61 145H69V143H68V140L69 139H74V140H80V139H83L82 141H84L85 143H86V147H85V150L86 151H88L87 153H90L89 155H91L92 154V150H96V149H94V145L95 146H98L99 148H101V149H103V151H105V150H108L109 151V153L107 152V154L106 153H104V152H102L101 151V154H103L104 156H105V158H106V161L105 160H103V162H98V165H99V167L100 168H102V169H104V168H106V169H104V170H107V172L108 171H110V172H108L109 173V179H112V181H111V184H114V186H115V188L116 187H118V186H124L125 188H127L126 189V193L124 192L123 193V195H118V197L119 198H126V199H128L130 202L129 203H132L134 206H136V208H139L138 210H139V212H138V214H140V213H148L149 211H153L154 213H160V212H163V214L162 215H160L159 216V219L158 220H156L157 221V224H159V223H161V222H163V220L164 219H166V218H172L174 215H176V213L175 212H170L169 210H167V208H168V204L170 203H174V202H177V201H179V200H181V197H183L182 195H180L181 194V190H185L184 188L185 187H187V185L186 184H184V183H182V180L183 179H181V176H179L178 174V172H179V170L180 169H183V168H185V167H187V168H189V167H191L192 166V164L193 163H195V162H198V159L199 158H202V157H204L205 156V154L207 155V154H209L208 156H209V158L210 159H208V162L207 163H200V165H202V168H200L201 170H202V172H203V174H202V172H200L199 174H198V177H197V180H199V181H197L196 182V185L199 187V186H201V190L203 191V193H204V197L206 198L205 200H207L208 199V202L206 201H200V202H197V203H199V205L203 208V206L204 205H206L207 206V203H208V205H209V201L211 202V200L213 199V194L214 195H216V192H217V190L216 189H213V183L215 184L216 183V181L214 180V179H212L211 178V180H208V178L207 177H210V175H209V173H210V171H211V166L212 165H209V164H213V159H215V155H216V153L219 151L218 149H220L219 147H220V143L221 142H223V143H225L226 145H227V147L228 148H230L233 152H236L237 154H238V159H236V161L233 163V162H231L230 160H227V159H225V165H226V167L228 166V175H230L231 176V178H233V182H229V184L230 185H232L233 183L234 184H236V187H235V189H233L228 183V191L230 192V198H233V197H235V200L236 201H234V204H235V206L237 207V208H239L240 209V214H236L237 213V211L239 210H237V211H235V214H232L233 212H230V211H228L229 209H231V208H229V206L227 207L226 205H228L230 202H229V200L226 198L225 200H223L222 202H223V204L221 203V201H219V200H213L212 202L214 203V204H212V203H210V205L209 206H207V207H210V210L214 213L210 218H212V220L210 221V222H208L210 225H202L201 224V226H199L200 227V231L199 232H205V233H203L204 235H207L206 233H207V231H208V236H207V238H209L210 240H213V238L215 237V239H214V241H216L218 238H222V240H223V244L221 243V248H223L224 249V247H225V249H224V252H223V250L222 249H219L220 247H218V245H214L215 247H213V248H215V250L214 251H212V255H213V262H216L217 263V260L219 259L220 260V258H222L221 259V261H219L218 260V262H220V263H223L222 261H223V257L225 258L226 256H228V254H229V256L231 255V256H233L234 254L233 253H235L236 251H238V253H240L241 255H243L244 257H246L250 252L248 251V249H247V251L249 252V253H247L246 252V248H248L249 246H252V245H255L254 247L256 248V247H259L258 245H260V244H262L261 243V241H262V239L264 240V238L262 237V236H260L259 235V233H255V235L254 234H252V235H246V231H245V233L243 232L244 230H247V226H249V225H253V226H255V229H256V227H258V225L254 222V218L256 217V213L258 212V211H260V208H261V205H259V204H256V205H253V207L251 208V209H249V208H245V207H242L241 206V203H240V201H239V198L241 197V196H245L246 195V192H245V189L242 187V185H241V183H240V181H242L244 184H247V185H249V188H248V190L247 191H250L251 193H252V197H253V199L254 200H257V201H259V200H264V184L262 185V183H264L263 181H264V179H263V177H264V165L262 166L261 164L259 165V162L258 161H260L261 159H259L258 158V156H260L261 155V152H264L263 151V148H260V147H262L260 144H258L257 146L256 145H254V146H252V145H246V143L248 142L247 141V137L249 136H247V135H243V136H240L239 134H235V138H233V136L232 135H228L227 136V134L228 133H226L225 132V125L226 124H229L230 122H232V121H234V120H236L237 118H238V116L240 117L239 118V121L241 122V123H239V126L238 127H243L244 125H243V122H242V120H243V112H242V108H239V107H241V106H238L239 105V102L236 100V97H235V94H234V92H233V96H232V101H231V103L230 102H228V105H230V104H235L234 105V107H233V105H231V108L233 109V110H235L236 109V111H238V110H241V111H238L239 112V115L237 116V118L236 117H233V116H231V115H227L226 113V111L228 110H226V109H224V107H223V105L225 104H227V103H223V104H221V107H223L222 109H224L223 110V115L221 114L220 116L222 117V116H224V117H217V116H215V115H213V113H211V112H209L208 111V109H207V107L205 108V107H203V111H204V116L202 117L201 115H200V112H201V108H202V106L199 104V99H200V97H198V96H194L193 95V93L192 92H190V94H189V91L187 90L188 89V87H189V85L187 84V83H185L183 86L184 87H182L180 84H179V80H183V79H185V74H184V69L181 67V65L184 63V64H187V65H192V67H195V68H193L195 71L197 70V71H199V69H204V71L202 70V72H195V75L194 76H190V77H188V79H190V80H192V86H193V88L195 89L196 88V90H198L200 93H201V95H205V92H204V89H205V84L204 83H202V82H200V81H203L202 79H200L201 77H202V75H204V76H207V77H210V75H211V77H215V81H220V80H226L227 79V76H232V75H235L236 76V78H237V80H247V79H249V77H248V67L249 66H251V72L254 74L252 77H251V79L252 80H254L257 84H259L260 82H259V80H256L255 78L257 77V76H264V68H261L260 66H259V64L257 63V60H256V58L254 57L252 60H249V55L251 54V53H255L256 54V57H259L260 55H261V49L262 48H264V46H257L256 45V43H255V39H256V37H253V38H247L246 40L247 41H245V38H243V37H241V38H239L238 36H236V35H234V33L235 32H241V30H242V32H247L249 29L248 28H252V31H256L257 32V36L259 37V39H261V40H264V36H260L259 35V31L258 30H262V24H264V22H262L260 19H258V16H260V15H264V6H262V7H256V8H249V7H242L241 5H249V4H255V5H264V0H177V1H175V0H169V1H166V0ZM174 1V2H173ZM177 4H176V3ZM168 3V4H167ZM174 4V6L173 5H171V8H170V6H169V4ZM160 4V3H159ZM179 4H182V5H179ZM162 5V4H161ZM165 5V6H164ZM169 8H168V7ZM167 7V8H166ZM174 7H175V9L177 10V14L176 15H174L175 13H176V10L174 9ZM173 8V9H172ZM163 9V10H164ZM170 10H172V11H170ZM175 10V11H174ZM223 14V15H222ZM244 15V16H251L252 17V24H247L248 22L246 21H244L245 23H243V21L242 20H239V19H237V15ZM175 17H174V16ZM183 16H184V19H185V21L183 20ZM171 17H173V18H171ZM186 17V18H185ZM187 20V21H186ZM229 20H232L233 22L235 21V27L236 28H234L235 29V31H234V29L233 28H230L229 26H228V21ZM123 23H125L126 22V20H125V22H124V19H122L121 20ZM180 21H182L181 22V24H180ZM240 21V22H239ZM242 21V22H241ZM121 22V23H122ZM174 22H176L175 24H174ZM179 22V23H178ZM185 22V23H184ZM188 22H190V23H188ZM172 23V24H171ZM190 24V25H188L187 26V24ZM192 23V24H191ZM236 23H237V25H236ZM239 23H241V24H239ZM171 24V25H170ZM177 24H179V25H181V28H179L178 29V27H179V25L177 26ZM227 24V25H226ZM245 26H244V25ZM177 27H176V26ZM184 25H186L185 27H184ZM241 25H242V27H241ZM250 26V25H252V27L250 26V27H248V26ZM254 25V26H253ZM127 26H128V24H127ZM195 26H197V28H195V30L193 29ZM227 26V27H226ZM239 28H238V27ZM43 27H45V26H43ZM184 27V28H183ZM186 27H187V30H183V29H186ZM190 27V28H189ZM217 28H219V31H217ZM224 28H226V30H224ZM247 28V29H246ZM174 29V30H173ZM178 29V30H177ZM192 29H193V31H192ZM233 29V30H232ZM238 29H239V31H238ZM244 29H245V31H244ZM189 30H190V33H192V32H194L195 33V31H196V33H195V35H193L192 36V34H194V33H192L191 34V37H190V34H189V37L187 36V34L189 33ZM229 30H230V33H229ZM247 30V31H246ZM183 31H185V32H183ZM187 31V32H186ZM227 31V32H226ZM64 32H66V33H64ZM93 32V31H92ZM180 33L182 34V33H184L183 35H180ZM186 33V34H185ZM102 34H104V32L102 33ZM64 35V36H63ZM68 35V37H70L71 36V34L69 35V34H67ZM105 35V34H104ZM186 35V36H185ZM196 35H197V37H196ZM234 35V36H233ZM96 36H97V34H96ZM181 36H183V37H181ZM229 36L231 37V39H229ZM236 36V37H235ZM45 37V38H44ZM93 37V38H92ZM182 38V40H181V38ZM186 37V38H185ZM52 41H54L53 43L51 42V40ZM62 40H61V39ZM177 38V39H176ZM187 38H190V39H187ZM194 38V40H192V39ZM93 39H95V40H93ZM184 39V40H183ZM32 40V41H31ZM154 40V41H153ZM187 40V41H186ZM189 40V41H188ZM230 40V41H229ZM240 40V41H239ZM244 40V41H243ZM249 40V41H248ZM28 41V42H27ZM56 41V42H55ZM69 41H71V43H69ZM74 41H83V43L81 44V43H74ZM96 41V42H95ZM179 41V42H178ZM183 41V42H182ZM90 42V43H89ZM92 42V43H91ZM182 42V43H181ZM185 42V43H184ZM194 42V43H193ZM232 42H238V43H241V47H239L237 50H236V54L235 55H238V54H243V63H244V65H245V70H243V71H239V72H228V74H227V76L226 75H224L223 73H220L219 71H217L216 73H213L212 72V69L210 68V67H207V65L209 64V63H211V64H214V65H218V67H217V65H216V67H217V69H219L220 67L219 66H225V67H227V68H237V67H239V61H237V63L236 64H233L232 63V61H233V59L235 58V55H234V53H233V51H232ZM244 42V46H242L243 43ZM248 42V43H247ZM251 42V43H250ZM56 43V44H55ZM110 43V44H109ZM113 45H112V44ZM141 43H143L142 41H141ZM171 43V44H170ZM26 44H27V46H26ZM29 44V45H28ZM55 44V45H54ZM107 44H109V46H115V47H117L118 46V48H116V51H117V49L119 50V52L121 51V52H123L122 54H121V52L118 54V51L116 52L115 50V56L113 55L114 53V51L112 52V51H107L106 52V55H108L109 53L108 52H111V54L109 55V57L108 58H110V56H111V58L110 59H107V58H103L104 56H105V52H104V54L103 53H100V55L102 56L103 55V57H101L100 56V58H99V56H98V51H100V50H103L104 48L103 47H106V46H108ZM144 44V43H143ZM150 44V43H149ZM247 44H252V48L251 49H249V48H247L245 45H247ZM61 47H60V46ZM101 45V46H100ZM30 46V47H29ZM97 46H99V47H97ZM119 46H120V48H119ZM169 46V47H168ZM205 46L207 47V49L205 48ZM6 47V48H5ZM60 48V49H57V48ZM77 47H79L78 49H77ZM167 47V48H166ZM202 47H204L203 48V50H202ZM225 47H227V49H228V51L227 52H225ZM15 48V49H14ZM28 48V49H27ZM54 48V49H53ZM70 50H69V49ZM100 48V49H99ZM10 49V50H9ZM11 49H12V51H11ZM52 49V50H51ZM95 49V50H94ZM96 49H98V51H96ZM137 49V50H136ZM147 49V50H146ZM167 49V50H166ZM178 49H179V47L178 48H174V49H172V51H174V54L173 55H178L176 52H178ZM3 50V51H2ZM38 50V51H37ZM61 50V51H60ZM76 50H77V52H76ZM92 50H94V51H92ZM127 50H129V48L127 49ZM136 50V51H135ZM6 51V52H5ZM11 51V52H10ZM23 51V52H22ZM59 52V54H58V52ZM74 51H75V53H74ZM78 51H79V53H78ZM85 51V53H84V55L85 56H83V54L81 55L82 57L81 58H83V59H79L80 58V56L78 55V54H81V53H83ZM87 51V52H86ZM91 51V52H90ZM132 51L134 52V54H132ZM141 51V52H140ZM142 51H143V53H142ZM145 51H146V53H145ZM147 51H148V56H147ZM187 51H189V49L187 50ZM27 52V53H26ZM61 52V53H60ZM93 52V53H92ZM97 52V53H96ZM101 52V51H100ZM186 52V51H185ZM203 52H204V54H203ZM4 53V54H3ZM7 53V54H6ZM54 53V54H55ZM66 53H67V55H66ZM76 53H78V54H76ZM94 55V59L92 60V54ZM97 54V56L95 55V54ZM113 53V54H112ZM143 54V56H144V62H145V60H146V65H145V67L147 68H145L144 69V65H142V66H140L141 65V63H140V65H139V62L137 61V62H134L133 64L135 65V66H133V65H130V66H126L125 67V63H127L126 62V60L127 59H137V55H140V54ZM3 54V55H2ZM9 54H11V56H14V57H12L11 58V56L9 55ZM28 54V55H27ZM75 54V55H74ZM87 54V55H86ZM89 54H91V56L89 55ZM125 54H126V56L128 55H130L131 57H135V58H131L130 56L127 58L126 56H125ZM145 54H146V56H145ZM76 55H78L77 57H76ZM136 55V56H135ZM172 55V56H173ZM208 55H210L211 56V62L209 61V57H207ZM233 55V56H232ZM59 56V57H60ZM91 57V59L89 58V60H92V61H88V60H86L88 57ZM117 56H119V58L121 59H123V58H125V60L123 61H118L119 59H118V57ZM152 56V55H151ZM171 56V55H170ZM180 56V55H179ZM203 57V59H206L207 61L205 62V60H204V63L203 64H200L199 63V61L197 60V57ZM63 57V58H64ZM85 57V58H84ZM117 57V58H116ZM185 57H187V56H185ZM74 58H76V59H74ZM97 58H98V60H97ZM116 58V59H115ZM231 58H233V59H231ZM17 60V62L16 61H13V60ZM26 59V58H25ZM96 59V60H95ZM100 59V60H99ZM102 59H107V60H105V61H103ZM143 59V58H142ZM179 59H180V57H179ZM24 60V61H23ZM88 61L87 63L89 64H87V63H85V66H84V62H86V61ZM102 60V61H101ZM115 60V61H114ZM116 60H117V62H116ZM139 60V59H138ZM186 60V61H185ZM19 61V62H18ZM21 61V62H20ZM99 61V62H98ZM110 61V62H109ZM155 61H156V63L159 61V58L157 59H155ZM185 61V62H184ZM37 62H38V64L39 63H41V61L39 62L38 60H37ZM68 62V63H69ZM147 62H149V63H147ZM151 62V63H150ZM193 62H195V63H193ZM209 62V63H208ZM216 62H218V63H216ZM1 63V62H0ZM124 63V67L125 68H123V66H122V68H120V65L121 64H123ZM155 63V64H156ZM169 63V64H168ZM207 63V64H206ZM19 64L22 66V67H19ZM86 64H87V66H86ZM119 64V65H118ZM136 64H137V66H136ZM181 64V65H180ZM196 64V65H195ZM205 64H206V66H205ZM226 64V65H225ZM13 65H15L16 66V71L15 72H13V68H12V66ZM42 64H39L38 65V67H42L41 66ZM150 65V66H149ZM168 65H170L171 66V70H172V68H174V66H175V69H173L172 70V74L170 75L169 74V68L167 67ZM173 65V66H172ZM178 65H180V66H178ZM187 65H185V66H187ZM198 65V66H197ZM204 66V67H202V66ZM82 66H83V68H82ZM89 66V67H88ZM133 66V67H132ZM164 66V69L162 68ZM7 67V68H6ZM63 67V68H62ZM70 67V68H69ZM87 67V68H86ZM117 67V68H116ZM130 67H131V69H130ZM139 67V68H138ZM149 67V68H148ZM152 67V68H151ZM64 68H66V69H64ZM80 68H82V69H80ZM120 68V69H119ZM133 68H135V71L133 70ZM138 68V69H137ZM70 69V70H69ZM82 71H84V72H80V70ZM85 69V70H84ZM91 69V70H90ZM94 69H96V70H94ZM114 70V69H117V74H116V72H115V70L114 71H112V72H114L116 75L115 76H117V78L114 76V73H111L110 75L108 74V72H111V71H109V70ZM125 69H129V71H125ZM142 69V70H141ZM149 69V70H148ZM177 69V70H176ZM182 69V70H181ZM66 70V71H65ZM78 70H79V73H78ZM86 70H90L89 72L88 71H86ZM118 70H120V71H118ZM121 70H122V72H121ZM137 70V71H136ZM145 70V71H144ZM156 70H159V71H157V73L158 74H155L156 73ZM164 70V71H163ZM181 70V71H180ZM256 70V71H255ZM3 71V72H4ZM71 71V72H70ZM73 71V72H72ZM102 71H104L103 72V75L104 76H102ZM106 71V72H105ZM108 71V72H107ZM123 71H125L126 72V74L125 73H123ZM132 71V72H131ZM152 71V72H151ZM154 71V72H153ZM3 72H1L0 73V94H3V96H4V99H6L7 100V104L10 106V107H17V113L15 114V116L14 117H16V119L21 115V110L18 108V106H17V102L16 101H14L12 98H11V96L13 95V94H16L15 92H13L12 91V93L10 92L11 90H10V88H11V86L8 88V90L7 91H5V89H4V84L7 82L8 83V81H5L3 78V75L5 74V73H3ZM63 72V73H62ZM67 72V73H66ZM119 72V73H118ZM121 72V73H120ZM130 72H131V74H130ZM134 72H135V74H136V76H137V78H136V76H135V74H134ZM137 72V73H136ZM141 72V73H140ZM145 72V73H144ZM177 72H179V74L177 73ZM206 72H208L207 74H205ZM258 72V73H257ZM66 73V76L64 75ZM83 75L82 76V78L80 77L81 76V74ZM83 73H87V74H83ZM90 73V74H89ZM92 73H93V75H92ZM97 73H98V75H97ZM105 73V74H104ZM129 73V75H131V76H129V75H127ZM141 75H140V74ZM147 73L149 74V76L151 77V79L153 80V79H155V81H156V83H152L151 84V90L153 91V97H152V100H154L155 98H154V91H155V89H153V87H155V88H157V90H159V92H161L162 90H168L167 88H168V80L169 79H171V80H174V81H177V83H176V85H175V87L176 88H178V89H182L181 91L184 93H182L180 90H179V92L180 93H182L181 95H177V93L178 92H171V94H172V96L173 97H178V96H180L181 98V101H180V99L178 100L177 99V97H176V99L174 100V101H176V102H180V104H181V106L182 107H184L183 109L182 108H178V111H176L177 109H174V108H171V113H168L169 112V110H167V111H162L161 109H160V112L158 113V112H156V111H154V107H153V103H152V105L149 107V105H146V107L144 106L143 107V105H141V103H140V100L142 101V99H143V97H144V95H142V94H144V90H145V94L146 95H148L149 94V92L151 91V90H149V92H148V90H147V86L145 87L144 85H146V84H148L150 81H152L151 79H150V77L147 75ZM174 73L176 74V76L174 77ZM182 73V74H181ZM197 73V74H196ZM202 73V74H201ZM3 74V75H2ZM46 74V73H45ZM69 74V75H68ZM70 74H71V76H70ZM73 74V75H72ZM75 74H77V75H75ZM79 74V75H78ZM95 74H96V76H95ZM108 74V75H107ZM118 74H122V75H120L121 76V78L118 76ZM133 74H134V77H133ZM154 76H153V75ZM180 74H181V76H182V79H181V77H180ZM210 74V75H209ZM242 74V75H241ZM64 75V76H63ZM90 75V76H89ZM100 75H101V77H100ZM152 75V76H151ZM50 76V77H49ZM67 76H69V77H71L70 79H71V81L73 80V78H75V76H77L76 78H75V80H74V82L77 80L78 81V79L79 78H81L82 79V81L80 82H76L77 84L75 85V86H71L72 88H74V92L76 93V96H78L79 94H81V95H79V97H75L76 99L74 100L73 99V97H72V101L68 104V106L65 104V108L66 109H68L69 111H73L72 112V115L71 116H73V117H75V116H77V118H76V123H70V122H73L72 120H70L69 121V119H68V117L66 118L65 117V115L67 116V114H65V113H63L62 111H61V109L62 108H64V107H59V106H57L58 107V109H56L57 107H56V105H58L57 103H60L62 100H63V96H66L67 97V95H72V89H71V87L68 89V90H66V91H64L63 93L62 92H60V93H58V91L56 90V89H58L59 90V86H58V84H59V82L60 81H62V78H63V81L65 82V81H67ZM79 76V77H78ZM85 76V77H84ZM87 76V77H86ZM124 76V77H123ZM158 76V77H157ZM197 76V77H196ZM21 77V78H20ZM53 77V78H52ZM93 77H94V80H93ZM129 77V78H128ZM148 77V78H147ZM153 77V78H152ZM156 77V78H155ZM163 77V78H162ZM200 77V78H199ZM210 77V78H211ZM58 78V79H57ZM84 78H85V80H84ZM88 78V79H87ZM100 78H102V79H100ZM125 80H124V79ZM129 79V81H128V79ZM134 78H135V80H134ZM138 78H140V79H138ZM174 78V79H173ZM176 78V79H175ZM197 78H198V80H197ZM61 79V80H60ZM86 79H87V84H86ZM114 79H116L115 81H114ZM133 81H132V80ZM138 79V80H137ZM150 79V80H149ZM194 79H196V80H194ZM200 79V80H199ZM55 80H56V82H55ZM83 80H84V84H83ZM92 82H91V81ZM100 80V81H99ZM113 80V81H112ZM117 80H119V81H117ZM128 82H127V81ZM146 80V81H145ZM159 80H163L164 81V84H165V86L163 87V88H161V87H159L158 86V84H159ZM89 81L91 82V87H90V85H89ZM95 81V82H94ZM106 81V83H104ZM137 81H138V83H140L141 85H138V83H137ZM196 81V82H195ZM109 82H111V83H109ZM114 82V83H113ZM119 82H121V86L119 85L120 83ZM136 83V85L134 84V85H132V83ZM147 82V83H146ZM54 83V84H53ZM73 83V82H72ZM94 83H96V86H97V88L94 86L95 84ZM103 83V84H102ZM107 83H109V84H107ZM113 83V84H112ZM117 83H119V84H117ZM123 83H125V84H123ZM127 83V84H126ZM128 83H130V84H128ZM200 83V85H197V84H199ZM55 86V84H56V86H55V93L54 92H52L51 93V88H52V91H53V85ZM93 84V85H92ZM106 85V87H105V89L107 88L108 90H103V88H104V86ZM110 84H112V85H110ZM123 84V85H122ZM156 84H157V86H156ZM84 85H85V87H84ZM86 85H88V86H86ZM102 86L101 88H100V86ZM108 85H110V86H108ZM117 85V86H116ZM143 85V86H142ZM153 85H155V86H153ZM203 85V86H202ZM51 86V87H50ZM84 87V89H83V87ZM108 86V87H107ZM120 87V90H119V87ZM123 86V87H122ZM141 86L142 88H139V87ZM153 86V87H152ZM185 86H186V88H185ZM21 87H20V89H21ZM87 87V88H86ZM93 87V89H91V91H90V88H92ZM99 87V88H98ZM117 87V88H116ZM122 87V88H121ZM125 87H127L128 89H127V92H128V94H127V96H128V98H129V100L130 101H128V98L127 97H125V95H126V88ZM130 87V88H129ZM131 87H133V88H131ZM145 87V89H143ZM182 87V88H181ZM200 87V88H199ZM202 87V88H201ZM235 88H239V84H237V87H236V85L234 86ZM80 88L82 89V90H80ZM96 88V89H95ZM116 88V89H115ZM134 88H136L134 91H133V89ZM138 88V89H137ZM161 88V89H160ZM198 88V89H197ZM75 89H76V91H75ZM86 89H88L89 90V93H88V91L86 90ZM132 89V90H131ZM185 89H186V91H185ZM201 89V90H200ZM44 90V89H43ZM86 90V91H85ZM94 90V91H93ZM100 90V91H99ZM116 90H118L116 93H114V91H116ZM121 90H123V91H121ZM129 90H130V93H129ZM138 90V92L137 93H135L136 91ZM141 90H143V91H141ZM225 92H229V91H232V89H229V88H227V87H225L224 89H223ZM25 91V90H24ZM44 91H46V90H44ZM78 91V92H77ZM85 91V92H84ZM103 92V93H97V92ZM104 91L106 92V95H105V93H104ZM125 91V92H124ZM253 91H259V92H264V88H258V89H252V87H251V85H249V88H248V92L249 93H251V92H253ZM96 92V93H95ZM122 92V93H121ZM124 92V93H123ZM140 92V93H139ZM142 92V93H141ZM147 92H148V94H147ZM21 93H22V95H21ZM45 93V92H44ZM51 93V94H50ZM82 93L84 94V95H82ZM90 93H92V94H90ZM110 93H112L113 94V96L110 94ZM117 93H119V95L117 94ZM131 93H133V94H131ZM138 93H139V96H138ZM65 94H67V95H65ZM94 94V95H93ZM99 94V96H97V95ZM103 94V95H102ZM115 94V95H114ZM186 94H187V96H188V98H187V96H186ZM191 94H192V96H191ZM89 95V96H88ZM108 95H110V96H112L113 98H114V100H115V102H114V100H112L113 98H111L110 99V97L108 96ZM116 95H118V96H116ZM121 95V96H120ZM131 95H133V97L131 96ZM135 95V96H134ZM142 95V96H141ZM145 95V96H146ZM184 95V96H183ZM87 96V97H86ZM93 96L94 97H96V100H94L95 98H93ZM101 96V97H100ZM105 98H104V97ZM115 96V97H114ZM121 98H120V97ZM130 96V97H129ZM186 96V97H185ZM83 97H85L84 99H83ZM92 99H91V98ZM103 97V98H102ZM117 97V98H116ZM124 97V98H123ZM134 97H135V99L138 101L139 99V101L137 102L136 100V102L134 101ZM137 97V98H136ZM140 97V98H139ZM162 98H164V96H161ZM160 96H159V103H161V102H163L164 100V102L166 103L167 101H166V97L162 100V98H161ZM183 97H185V99L183 98ZM80 98V99H79ZM102 98V100H103V102L101 103V104H97L94 108L96 109L97 107V109L96 110H99V109H101L102 110V113L103 114H101V110H100V113H99V111H97L98 113H99V118H97V115H96V113L94 112V113H88L87 114V112L85 113V111H87V109H86V107H85V109H81L80 108V106H79V104H77V102H79V100L81 101L82 99L83 100H85V101H87V102H82V103H80V105L81 104H86L87 105V107H89L88 105H92L94 102H97V101H99V99H101ZM119 98V99H118ZM142 98V99H141ZM52 100V108L51 107H49V100ZM87 99H89V100H87ZM106 99V101H104ZM122 99V100H121ZM191 99V100H190ZM214 98H212V97H209L208 98V103H211V104H214V100H213ZM92 102H91V101ZM94 100V101H93ZM112 100V101H111ZM117 100V101H116ZM118 100H121V101H123L124 102V104H123V102H122V104H118L119 102H118ZM125 100H127L128 101V104L126 103V106H124L125 105ZM178 100V101H177ZM189 100V101H188ZM195 100V101H194ZM210 100H211V102H210ZM120 101V102H121ZM132 101H134V103L135 104H133L132 103ZM149 101H151L150 99H149ZM161 101V102H160ZM183 101H187V103L188 104H185V103H183ZM190 101H191V103L193 102V105L192 106H190L191 105V103H190ZM106 102H108L107 104H105L106 106V109H105V107L103 106V107H101L102 106V104H104V103H106ZM110 102V103H109ZM115 103V106H114V103ZM116 102H117V104H116ZM129 102L131 103L130 105H129ZM164 102L163 103H161V104H164ZM48 103V104H47ZM89 103V104H88ZM136 103H137V105H136ZM177 103V104H178ZM196 103H197V105H196ZM110 104V105H109ZM135 105V106H133V105ZM183 104V105H182ZM30 105L32 106L31 108H30ZM111 105H113L112 107H111ZM116 105H119V106H116ZM176 105V104H175ZM187 105V106H186ZM62 106H63V104H62ZM67 106V107H66ZM76 106H79V107H76ZM124 106V107H123ZM136 106H137V108H136ZM140 107V109H139V107ZM191 107V108H193V109H190V108H188V107ZM196 108H194V107ZM101 107V108H100ZM109 107V108H108ZM137 109V113L139 114V112L141 113V115L139 114H135V113H132L133 112V110H136L135 108ZM143 107V108H142ZM150 109H149V108ZM104 108V109H103ZM115 108H116V110H117V108H118V110L117 111H119L120 109L121 110H123V112H125V113H130L129 115H128V117L126 118V122L123 120V116L121 117V115L119 116V117H117V118H119V120H121V122L119 123V124H121L123 121V123H126V124H128V120L130 119V116L132 115V117H133V119H135V121L137 120V119H140V117H141V119H143V117L145 116V119H143V121L145 120V122L146 123H149V125H148V128L147 129H149V131L147 132V135L148 134H150L151 133V131L152 132H154L155 130H158V131H160L159 133H160V135L162 136V138H160L159 140L160 141H158V138H157V136H155V134L150 138V139H148V144L150 145H148L149 147H151L152 145V147L150 148V150L152 149H154L153 151L151 150V151H149V153L146 151V149H145V152L147 153V154H145L144 153V148H140V145L139 144H135V145H133V147H128L127 146V144H124V145H119V146H116V147H114L117 151H121L122 150V154H121V159L120 160H118L117 159V156H115V155H113V153L111 152L110 153V150L108 149V147H107V149H106V144L107 145H110V147H112V149H114L113 148V146H115V144L116 145H118L119 143H120V141L119 142H116L113 138L115 137L114 135H116L117 133L120 135L121 133L123 134V131L125 130V129H123V128H119L120 130H117L116 132H114L115 130H113V129H115L114 127L115 126H113V125H109L110 124V122H111V119L113 118V113L111 114L110 113V115H111V117L109 116V110H115ZM127 108V109H126ZM129 108V109H128ZM186 108V109H185ZM187 108H188V110H187ZM239 108V109H238ZM133 109V110H132ZM150 110V112L148 113V111ZM153 111H152V110ZM182 109V110H181ZM197 109H198V111H197ZM106 110H108V111H106L107 113L105 114V111ZM115 110V111H116ZM128 110H130V111H128ZM132 110V111H131ZM140 110V111H139ZM144 110V111H143ZM194 110V111H193ZM54 111V112H53ZM58 111V112H57ZM60 111V112H59ZM104 111V112H103ZM146 111V114L144 113ZM151 111L153 112L152 114H151ZM174 111V112H173ZM181 111V112H180ZM225 111V112H224ZM68 111H66V113H67ZM165 112V113H164ZM176 112H180L179 114L181 115H179V117H178V120L180 121H178L177 122V116H176ZM183 112V113H182ZM184 112H186L185 114H189L188 115V119H187V115H184ZM193 112H195L196 113V115L195 116H193L192 115V113ZM50 113H55V114H57V115H59V116H55V118H53V116H50ZM68 113H71V112H68ZM157 115H160V116H156V114ZM164 115H163V114ZM167 113V114H166ZM174 113V114H173ZM208 113V114H207ZM241 113V114H240ZM61 114V115H60ZM93 114H95V116L96 117H94V115ZM166 114V115H165ZM226 114V115H225ZM75 115V116H74ZM105 115V116H104ZM113 115V116H112ZM136 115L138 116V117H136ZM149 116V118H148V116ZM151 115V116H150ZM161 115H162V117H163V120L164 121H162V119H160V117H161ZM168 115L170 116L171 115V119H172V117H173V121L172 122H170V123H172V125L169 123V120H168ZM191 115V116H190ZM214 117H213V116ZM241 115V116H240ZM7 116H13V113L11 112V110H10V108H9V110H7V111H5V109H4V107L2 106V105H0V130H2V131H0V152H3V151H5V149H3V148H1V146H2V144L4 143V141H5V139L7 138V134H6V131H7V129H15V128H17L16 127V125H17V123L16 124H14V125H12V124H9V122L7 121V119H5V117H7ZM92 116H93V118H92ZM107 116V117H106ZM189 116H190V118H189ZM210 116V118H211V116H212V118L210 119V118H208ZM227 116V117H226ZM49 117H50V119H49ZM60 119H58V118ZM65 117V118H64ZM101 117H104L105 118V120H103V118H101ZM120 117H121V119H120ZM134 117H136V118H134ZM147 117V118H146ZM161 117V118H162ZM175 117V118H174ZM231 117V118H230ZM75 118H73V119H75ZM98 119V120H96L95 121V119ZM100 118H101V120H100ZM107 118V119H106ZM108 118H110V122L108 121L109 119ZM151 118V119H150ZM155 118H156V121H155ZM167 118V119H166ZM208 118V119H207ZM220 118V119H219ZM226 118V119H225ZM233 118V119H232ZM235 118V119H234ZM42 119L44 120V121H42ZM64 119V120H63ZM68 121H67V120ZM116 119V118H115ZM132 119V118H131ZM132 119V120H133ZM153 119H154V121H153ZM166 119V120H165ZM181 119V120H180ZM225 119V120H224ZM229 119H230V121H229ZM241 119V120H240ZM123 120V121H122ZM150 120V121H149ZM204 120V121H203ZM210 120H211V123H210ZM222 120V121H221ZM226 120H227V122H226ZM34 121V122H33ZM99 121H101L103 124H101ZM109 122L108 124H107V122ZM197 121H199V123H197ZM60 122H62V123H60ZM66 122V123H65ZM93 122H95V123H93ZM98 122V123H97ZM161 122H162V124L163 123H165V125H162L161 124ZM173 122H174V124H173ZM215 123L216 124V128L219 130L218 132H220V133H218V132H213L212 130H211V124L212 123ZM224 122V123H223ZM84 123V125L85 126H83V125H81V124H83ZM97 123V126L95 125ZM106 123V124H105ZM153 123V124H152ZM157 123H158V125H157ZM189 123V124H188ZM86 124L88 125V126H86ZM98 124H101L100 126H98ZM119 124L118 125H116V126H119ZM152 124V125H151ZM154 124H156V125H154ZM192 126H191V125ZM107 125V126H106ZM125 125V124H124ZM170 125V126H169ZM174 125V126H173ZM187 125V126H186ZM188 125H190V126H188ZM236 126V125H238V124H232V127H234V126ZM107 127L108 128V126H109V128H108V130L106 129V128H104V127ZM125 126H127V125H125ZM153 126V127H152ZM155 126V127H154ZM172 126V127H171ZM8 127V128H7ZM15 127V128H14ZM127 127H129V125L127 126ZM152 127V128H151ZM156 127H157V129H156ZM160 127H161V129H164V131L163 130H161L160 129ZM163 127V128H162ZM169 127V128H168ZM171 127V128H170ZM191 127V129H192V127L194 128V127H196V128H194V130L192 129H190L191 130V132L190 131H188L189 129L188 128H190ZM237 127V126H236ZM36 128H37V130H36ZM159 128V129H158ZM177 128H179V131H177ZM103 129V130H102ZM174 129V130H173ZM196 129V130H195ZM223 129V130H222ZM113 130V131H112ZM136 130H138L137 128H136ZM169 130V131H168ZM222 130V131H221ZM101 131H104L105 133H106V136H105V133L104 132H102L101 133ZM112 131V132H111ZM119 131V132H118ZM161 131H162V133H161ZM97 132H99L100 133V135H101V138L104 140V142L103 143H101L98 139H97ZM113 134H111V133ZM115 134H114V133ZM169 132V133H168ZM171 132V133H170ZM204 132H208V140L206 141V140H204V139H202L201 138V134L202 133H204ZM222 132V133H221ZM223 132L225 133V134H223ZM168 133V134H167ZM191 133H194V135L193 134H191ZM30 134V135H29ZM118 134L116 135V136H118ZM121 134V135H122ZM138 134H140L141 136L143 135V133H138ZM138 134L136 133V135H135V139H138V137H140V135L138 136ZM165 134V135H164ZM196 134V135H195ZM217 135V137L215 136V135ZM221 134V137L219 136V135ZM120 135V136H121ZM145 135V134H144ZM143 135V136H144ZM151 135V134H150ZM150 135H148V137H150ZM164 135V136H163ZM169 135H170V137H169ZM211 135H212V137H211ZM262 134L261 133H255V135H252V136H261ZM103 136V137H102ZM112 136H114L113 138H112ZM193 136H195V137H193ZM213 136H215L214 137V140H216V142H218V143H216V145H215V147L214 146H211L212 144H211V142H210V139H211V141H213ZM223 136V137H222ZM224 136L227 138H224ZM111 137V138H110ZM137 137V138H136ZM251 137V136H250ZM141 138V137H140ZM154 138H156L155 139V141H154ZM193 139V141H192V139ZM222 138H224V140H222ZM238 138H240V140L238 139ZM242 138V139H241ZM162 139V140H161ZM228 139H229V142H226V141H228ZM154 142H153V141ZM169 140H171V141H173L172 143H169ZM245 140V141H244ZM114 141V142H113ZM191 141V142H190ZM238 141H240V142H238ZM151 142H153V143H151ZM157 142V143H156ZM164 142V143H163ZM210 142V143H209ZM220 142V143H219ZM233 142H234V144L236 143V144H238V145H233ZM245 142V143H244ZM232 143V144H231ZM112 144H114V145H112ZM244 144V145H243ZM248 144V143H247ZM112 145V146H111ZM139 145V146H138ZM158 145V146H157ZM161 145V146H160ZM166 145V146H165ZM178 145H180V147L178 146ZM193 145H195V147H193ZM209 145H210V147H209ZM217 145H219V146H217ZM229 145V146H228ZM246 145V146H245ZM137 146V147H136ZM236 146H238L237 148L238 149H236L235 147ZM241 146V147H240ZM244 148H243V147ZM249 146V147H248ZM118 147V148H117ZM256 147V148H255ZM140 148V149H139ZM160 148H161V150H160ZM165 148V149H164ZM180 148V149H179ZM191 148V149H190ZM208 148H210V149H208ZM218 148V149H217ZM235 148V149H234ZM240 148V149H239ZM242 148V149H241ZM245 148H246V150H245ZM251 148H254L253 150L251 149ZM258 148V149H257ZM2 149V150H1ZM90 149V150H89ZM157 149V150H156ZM177 149H179V150H177ZM185 149V150H184ZM193 149V150H192ZM199 150V151H197V150ZM256 149H257V151H259V152H257L256 151ZM262 149V150H261ZM143 150V151H142ZM167 150H169L168 152H167ZM184 150V151H183ZM188 150V151H187ZM192 150V152L195 150L196 152H193V153H195V154H197V153H199V154H197L194 158H193V156L191 155V151ZM212 150V151H211ZM249 150H250V152H249ZM161 151V152H160ZM208 151V152H207ZM210 151V152H209ZM106 152V151H105ZM143 152V153H142ZM153 152V153H152ZM176 152V153H175ZM190 154H189V153ZM185 153V154H184ZM229 153V152H228ZM227 153V154H228ZM239 153H240V155H239ZM189 154V155H188ZM226 154V153H225ZM226 154V155H227ZM251 154V155H250ZM181 155V156H180ZM184 155V156H183ZM213 155V156H212ZM127 157L128 159H127V161H124L126 164H131L132 166L131 167H125V169H121V161L123 160V158L124 157ZM188 156H190V159H189V162L188 161H184L183 160V158L184 159H186V157H187V159H188ZM192 156V157H191ZM228 157H230L231 156V153L229 154V155H227ZM178 158H179V160H178ZM259 159V160H258ZM0 160H2V159H0ZM183 160V161H182ZM197 160V161H196ZM105 161V162H104ZM179 161V162H178ZM181 162V163H180ZM183 162V163H182ZM211 162V163H210ZM174 163V164H173ZM187 163V164H186ZM226 163H228V164H226ZM261 163L263 164L264 163V160L263 161H261ZM208 164V165H207ZM1 165H3V164H0V173L2 172V170H4L5 169V167H6V165H3V166H1ZM173 165H175V166H173ZM207 166V167H205V166ZM105 166V167H104ZM180 166H182V167H180ZM260 168H259V167ZM1 167H2V170H1ZM173 169V167H174V170L173 171H169V169L171 170V168ZM230 167V168H229ZM255 169H254V168ZM258 167V168H257ZM262 167V168H261ZM176 168V169H175ZM205 168V169H204ZM243 168H245V170L243 169ZM247 168V169H246ZM250 168V169H249ZM258 169V171H257V169ZM209 169V170H208ZM252 169H254V170H252ZM260 169H261V171H260ZM263 169V170H262ZM104 170H102V172H104ZM177 170V171H176ZM207 170V171H206ZM248 170V171H247ZM229 171H230V173H229ZM254 171V172H253ZM260 171V172H259ZM205 172L207 173V175L205 174ZM252 172L253 174V176L250 174V173ZM257 172V175L256 174H254V173H256ZM169 173H171V174H169ZM177 173V174H176ZM247 173V174H246ZM248 173L250 174V176H251V178H250V176L248 175ZM261 173V174H260ZM130 174H132V175H135L136 177H144V176H147V177H149V179L147 180V181H144V180H140V185H141V187H137L136 185H134L133 184V182H132V179L130 178ZM176 174V175H175ZM203 175V176H202ZM260 175V176H259ZM153 176H155L156 177V180H155V182H153V180L151 179ZM206 176V177H205ZM254 176H257V177H259V178H257V177H254ZM169 177L171 178V179H169ZM179 177H180V180H181V182H180V184H177V186H175L176 185V183L175 182H177L178 180H179ZM203 177V178H202ZM254 177V178H253ZM175 178H177V180L175 179ZM183 178V177H182ZM205 178H207V180L205 181ZM247 178H249V179H247ZM260 178H262V180L260 179ZM200 179H201V183H200ZM254 179L255 180H257L258 179V181H254ZM262 181H260V180ZM114 180V181H113ZM123 180H125L126 182H127V184H129V185H127V184H125L124 182H123ZM179 180V181H180ZM179 181H178V183H179ZM210 181V183H208ZM207 182V183H206ZM259 182V183H258ZM184 184V185H183ZM210 184V185H209ZM260 184V185H259ZM179 185V186H178ZM182 185H183V187L184 188H182ZM230 186V187H229ZM261 186V187H260ZM106 187H107V189H108V187H109V185L106 183ZM179 188V189H177V188ZM211 187H212V189L213 190H211ZM176 190H174V189ZM261 188H263V190H261ZM181 189V190H180ZM216 190V192H214ZM169 192H171V193H169ZM175 193V194H179V195H176L175 196V194H173V193ZM6 194V193H5ZM3 195V200H4V209L2 210V209H0V249L2 250V249H4V250H6L5 248H8L7 249V251L5 252V253H3V254H0V260H2V263L3 264H9V263H11V264H24V262H25V260H26V258H27V256L29 255V253H31V252H33V251H35V250H38V249H40L39 251L40 252H42V253H50V252H54V251H56L59 247H58V245L57 244H55V243H51V241L50 240H38V238H39V236H42V235H44V232L46 231V230H44L41 226H39V220H37L36 221V219L35 218H37V217H40L41 216V214H39V212H30L27 208H24L25 206H23V205H20V204H17L15 201H10L11 202V204H10V202H8V197H10V195ZM233 194H235V195H233ZM13 195V194H12ZM172 195H174V196H172ZM181 196V197H180ZM215 198V197H214ZM160 199V200H159ZM166 199H167V201H166ZM159 201V202H158ZM216 201V202H215ZM41 200H39V202H36V204H37V206H41ZM192 202V201H191ZM194 202V201H193ZM204 202H205V204H204ZM228 202V203H227ZM14 203V204H13ZM108 203V202H107ZM106 203V204H107ZM216 203H218V204H216ZM220 203V204H219ZM225 203H226V205H225ZM13 204V205H12ZM16 204V205H15ZM35 204V205H36ZM110 205H112L113 204V202H111V203H109ZM9 205V206H8ZM203 205V206H202ZM212 205V206H211ZM17 206V207H16ZM22 206V207H21ZM222 206V209H220V207ZM225 206V207H224ZM201 207H199V212H201V210H202V208ZM10 208V209H9ZM20 209V211H18L19 209ZM223 208H227V209H224L225 211H226V213H223ZM236 208V209H237ZM18 209V210H17ZM22 209V210H21ZM24 209V210H23ZM39 209H41L40 207H39ZM11 210H13V211H11ZM15 210V211H14ZM24 211V212H23ZM28 211L30 212V213H33V214H29L28 213ZM218 211V212H217ZM16 212V213H15ZM216 212V213H215ZM238 212V213H239ZM249 212H251V215H249ZM19 213V214H18ZM228 213V214H227ZM231 213V215H229ZM26 214V215H25ZM166 214V215H165ZM216 214H220V215H217V218H216ZM4 215H5V217H4ZM9 215V216H8ZM221 215H223V217L221 216ZM226 215H228L229 216V218L230 217H232L231 218V221H229V222H231L230 224L229 223H227V225L229 224V225H231V226H233L234 228H236L237 229V227H235V225L237 224V223H243V221H244V223L246 224H243V225H245V226H243L242 227V225L240 226L242 229L243 228H245V229H241V228H239L238 227V229L236 230V229H233L234 231H233V233L235 232V234H234V236H236L235 238H232V239H227V240H225V239H223V237H225L226 235L225 234H228V233H230V232H227V230H225V232H224V230H222L223 228H221V224H222V219L224 218V216H225V218L227 217ZM240 215V216H239ZM12 216V217H11ZM20 216V217H19ZM23 216H26V217H23ZM163 216V217H162ZM236 216H238V217H236ZM2 217H4L3 219H2ZM10 217V218H9ZM28 217V218H27ZM220 217V218H219ZM241 217H243V219L241 220L240 218ZM16 218V220H14ZM11 219V220H10ZM21 219V220H20ZM25 219V220H24ZM219 219V220H218ZM221 219V220H220ZM3 220V221H2ZM6 220V221H5ZM34 220V221H33ZM226 220H227V222H228V218H226ZM226 220H225V224H226ZM230 220V219H229ZM24 221V222H23ZM160 221V222H159ZM215 221H219V224H216L215 223ZM11 222V223H10ZM27 222V223H26ZM30 223V224H29ZM212 223V224H211ZM145 224H148V223H146V221L145 220H143V221H141L140 222V225L142 226V229H145V231H147L149 228H148V226H145ZM156 224V225H157ZM22 225V226H21ZM149 225V224H148ZM210 226H211V228L212 229H214V232H215V235H214V233H212V232H209V228H210ZM202 227V228H201ZM39 228V229H38ZM41 228V229H40ZM147 229V230H146ZM202 229H205V230H202ZM101 232H107V233H110V230H108V228L106 227V228H104V229H99ZM207 230V231H206ZM240 232H243V233H241V235L242 236H244V237H242L241 235H239L238 236V233H240ZM229 231V230H228ZM232 231V230H231ZM216 232H218V236H217V233ZM220 232V233H219ZM238 232V233H237ZM257 232V231H256ZM262 233H264V231H261ZM260 232V233H261ZM200 234V233H199ZM213 234V235H212ZM237 234V235H236ZM245 234V235H244ZM3 235V236H2ZM149 235H151V237H153V235H154V232H151V233H149ZM210 235H212V236H214L213 238L210 236ZM220 235V236H219ZM257 235H259V236H257ZM8 236V237H7ZM211 238H210V237ZM251 236V237H250ZM38 237V238H37ZM192 237H194V236H192ZM233 237V236H232ZM239 237V238H238ZM248 237H250V238H248ZM258 237H260V238H258ZM168 238V237H167ZM166 238V239H167ZM217 238V239H216ZM246 238V239H245ZM255 238H257V239H255ZM35 239V240H34ZM195 239H196V236H195ZM220 239H218V240H220ZM234 239V240H233ZM245 239V240H244ZM248 239H250L251 241H252V239H254V241H252V245H250L249 244V240ZM217 240V241H218ZM221 240V241H222ZM225 240V241H224ZM230 242H229V241ZM237 242H236V241ZM238 240H240L239 242H238ZM261 240V241H260ZM217 241H216V243H217ZM227 241V242H226ZM187 241H184V242H181L180 244H176L175 242H173V245H170L167 249H169V250H167V252H169L170 251V249H174V248H176V245L178 246L179 245V247H182L181 246V244L183 245V247L184 248H186V249H188L189 247H191V246H189V244L188 243H186ZM236 242V243H235ZM256 242V243H255ZM201 243V242H200ZM224 243H225V246H224ZM227 243H229V245H230V243H231V245L230 246H228V244ZM233 243V244H232ZM234 243H235V245H234ZM242 243V246L240 245ZM247 243H248V245H247ZM176 244V245H175ZM185 244V245H184ZM257 244V245H256ZM200 245H202V243L200 244ZM239 245V246H238ZM244 245V246H243ZM232 246H234V247H232ZM241 246V247H240ZM246 246V247H245ZM171 247H173V248H171ZM232 247V248H231ZM240 248V249H237V248ZM217 248V249H216ZM227 248H230V251L232 250V252H226L228 249ZM244 250V251H242V249ZM9 249H11L10 251H9ZM144 249H146V250H150V248H148V247H145V248H139V247H135L134 249H132V251H135V252H137L138 254H136L137 256H139V255H142L143 254V251H144ZM227 249V250H226ZM235 249H237V250H235ZM13 250V251H12ZM216 250H218V251H216ZM222 250V251H221ZM235 252H234V251ZM10 252V255H9V253H7V252ZM106 251V249H104V251H102V253H101V255H102V257H103V260L104 261H107L109 264H112V260H111V255H112V253L109 251V249H107V251ZM109 251V252H108ZM223 252V257L222 256H220L219 254L220 253H218V252ZM12 252H15V253H17V254H15V253H13V254H11ZM166 252V251H165ZM166 252V253H167ZM242 252V253H241ZM260 252V251H259ZM166 253H164V254H166ZM177 253V254H176ZM215 253H217V255L218 256H215L216 254ZM224 253H226L225 254V256H224ZM6 254V255H5ZM172 254V252L170 253V255ZM174 254H176V255H178L179 253L177 252V251H175L174 252ZM215 254V255H214ZM11 255H12V257H11ZM180 255V254H179ZM262 255H263V259H264V253H262ZM6 256V257H5ZM215 256V257H214ZM228 256V257H229ZM11 257V258H10ZM167 257H169V256H166L165 255V260L166 261H163L165 264L166 263H168V264H173L174 262H176V259L174 260V261H171L170 260V258H167ZM220 257V258H219ZM244 257H242V259L244 258ZM254 257H256V256H254ZM13 258V259H12ZM180 258V256H178V259ZM25 259V260H24ZM242 259H240L239 261L238 260H236V262H237V264H245V261H242ZM245 259V258H244ZM243 259V260H244ZM168 260V261H167ZM215 260V261H214ZM246 260V259H245ZM242 261V262H241ZM184 262V263H183ZM183 262H181L180 264H185V261H183ZM236 262H234V263H236ZM234 263H232V264H234ZM174 264H176V263H174Z\"/></svg>",
  "mask_w": 264,
  "mask_h": 264
},
{
  "label": "snow or ice",
  "instance_id": "snow-or-ice-1",
  "mask_svg": "<svg viewBox=\"0 0 264 264\" xmlns=\"http://www.w3.org/2000/svg\"><path fill=\"white\" fill-rule=\"evenodd\" d=\"M50 2V0H49ZM0 3H2L3 7H0V13L3 12H7V17L9 19V21L11 22L12 28L13 30H15L18 19H22L23 18V14H24V10L27 9V14L32 15L33 13V9L34 8H39L41 11L45 10L41 7V0H23V3H21V0H0ZM242 7H249V8H256V7H262L264 5H255V4H249V5H241ZM53 8H55V5H52ZM97 7H100L99 5H97ZM145 7H147V5H145ZM15 9V11H14ZM65 11L64 8H61L60 10V14L62 15L63 12ZM81 16L84 15V13H80ZM153 15H155V13H153ZM223 15V14H222ZM237 19L242 20V21H247L249 24H252V17L251 16H244V15H237ZM258 19H260L262 22H264V15H260L258 16ZM101 23H103V21H100ZM120 21H117V23H119ZM59 26V25H57ZM228 26L230 28H235V23L232 20L228 21ZM254 26V25H253ZM0 27H4L3 23H0ZM84 30L87 32L88 31V26L85 25L84 26ZM25 32L28 31V29H24ZM152 31H155V28H152ZM217 31H219V28H217ZM259 31V35L260 36H264V24H262V30H258ZM122 32V30H121ZM119 34V33H118ZM91 35L95 36L97 43H99V36H96V33H91ZM173 35H175V32L173 33ZM234 35L239 36V37H243V38H253L256 37L255 39V43L256 45L259 46H264V40L259 39V37L257 36V32L256 31H252L251 29H249L247 32H235ZM83 41H74V43H82ZM45 43H47V41H45ZM115 43V42H113ZM247 48L251 49L252 48V44H247L245 45ZM241 47V44L238 42H232V51L234 53V55L236 54V50ZM181 48L183 49V44H181ZM225 52L228 51L227 47H225ZM127 51V49H125V52ZM167 55H171V53H166V57ZM189 55L187 52H181L180 55V59L183 60L185 58V56ZM256 58L257 63L259 64V66L261 68H264V48L261 49V55L259 57H256V54L253 52L249 55V60H252L253 58ZM139 55H137V59H139ZM149 60L152 62L153 65H155L156 61L155 58L153 57H149ZM197 60L199 61L200 64L204 63V59L203 57H197ZM237 61H239V67L237 68H227L225 66H221L219 69H217L216 65L209 63L207 65V67H210L212 69L213 73H216L217 71H219L220 73H223L224 75L227 76L228 72H239V71H243L245 70V65L243 63V54H238L235 55V58L233 59L232 63L236 64ZM61 64H63L64 62L61 61ZM27 66H25L26 68ZM169 68V74H172V70H171V66L168 65L167 66ZM181 67L184 68V74H185V79L180 80L179 84L181 86H183L185 83H187L189 85L188 87V91L192 92L194 96H198L200 97L199 99V104L202 106L201 108V112L200 115L203 117L204 116V111H203V107H207L208 111L213 113V115L219 117L222 112L223 109L221 107L222 103H228L230 101H232V96H233V91L236 97V100L239 102V105L241 106L242 110H243V127H232V124H239L240 121L239 119L234 120L232 122H230L229 124L225 125V132L228 133L229 135H232L233 138H235V134H239L241 136L243 135H249L252 136L255 133H261L262 135H264V92H259V91H253L251 93L248 92V88L249 85H251L252 89H258V88H264V76H257L255 79L259 80V84H257L254 80L251 79V77L254 75L251 72V66L248 67V77L249 79L247 80H237L235 75L232 76H227L226 80H220V81H215V77H207V76H203L201 77V79L203 80L204 84H205V95H201V93L194 89L192 86V80L188 79V77L190 76H194L195 75V70L193 69L192 65H181ZM13 72L16 71V66L13 65ZM51 71V69H49V72ZM125 71H127V69H125ZM5 81H8V77H4L3 78ZM73 81H66V82H74ZM21 84H26V81L21 80L20 81ZM153 83H156L155 79L153 80ZM177 81L168 80V91L169 92H179V89L175 87ZM239 84V88H235L234 86ZM11 86V82L9 81L8 83L4 84V89L5 91L8 90V88ZM159 87L163 88L165 86L164 81L160 80ZM39 80H37V88H39ZM227 87L229 89H233V91H229V92H225L223 89ZM29 90L27 89V87H25V92H28ZM42 91V90H41ZM53 92L55 93V86L53 85ZM42 95H46V93H44L42 91ZM73 99H75L76 97V93L73 92L72 93ZM156 98L159 99V92H157L155 94ZM212 97L214 98V104H209L208 103V98ZM11 98L17 102V106L18 108L21 110V116L26 117L28 115V111L27 108L25 106L24 103L21 102V96L20 95H16L13 94L11 96ZM149 99L151 100L152 97L150 96ZM169 99H173L175 100L176 97H170ZM29 103H31V95L29 93ZM125 103H128L127 100H125ZM183 103L187 104V101H183ZM0 105H2L5 109V111L11 110V112L13 113V116H7L5 117V119H7V121L9 122V124H16V120L13 118L15 116V114L17 113V107H10L7 104V100L4 99L3 94H0ZM52 106V100H49V107ZM85 107H87L86 104H81L80 108L84 109ZM164 107L166 109L169 110V112L171 111L172 105L169 103H165ZM62 112H66L67 109L66 108H62L61 109ZM87 111L89 113H96L97 118H99V113L97 112L96 109L92 108V107H87ZM154 111L159 112L160 109L159 108H155ZM32 113L37 114V115H43V113L37 109L36 107H32ZM227 115H231L233 117H237L239 115L238 111L233 110L231 107H228V111L226 113ZM179 113H176V116L179 117ZM193 116L196 115L195 112L192 113ZM163 119V117L161 118ZM169 123L171 122V116L168 117ZM34 122V121H33ZM197 123H199V121H197ZM21 130H22V136H24L25 133H30V129H24L23 125H21ZM211 130L213 132H218L219 130L216 128V124L213 122L211 124ZM2 131V130H0ZM177 131H179V128H177ZM9 135H12L11 131H9L8 133ZM61 137H64V134L61 133L60 134ZM208 132H204L201 134V138L204 140H208ZM106 136V133H105ZM97 139L103 143L104 140L101 138V135L99 132H97ZM173 141L169 140V143H172ZM212 143V145L215 147L216 145V141H210ZM12 144L15 145L16 148L20 147V142L17 140H13L11 142ZM121 143L123 144L124 142L121 141ZM107 147H109V150L112 151L113 155L117 156V159L120 160L121 159V154H122V150L121 151H117L116 149H112L110 147V145H105ZM193 147H195V145H193ZM220 147L223 149L224 152H229L231 153L230 157H225V159L230 160L231 162H235L236 159H238V154L236 152H233L230 148L227 147V145L223 142H221ZM199 154V153H197ZM127 157L125 156L123 158V160L121 161V169H125V167H131L132 165L126 164L124 161H127ZM208 155L204 156V161L205 163L208 162ZM201 166L199 164H197V168L199 169ZM174 170V168H173ZM130 178L132 179V182L134 185H136L138 188L141 187L140 185V180H144L147 181L149 179V177L144 176V177H136L135 175L130 174ZM153 180V182H155L156 177L153 176L151 178ZM169 179H171L169 177ZM211 177H208V180H210ZM105 183H107L109 185V188H111V182L107 179H105L104 181ZM207 183V182H206ZM242 187L245 189L246 195L245 196H241L239 198V201L241 203L242 207L245 208H249L251 209L253 207V205L259 204L261 205L260 211H258L256 213V217L254 218V222L258 225V227L256 228L257 232H261L264 231V200H254L252 197V193L250 191H247L249 188V185L244 184L242 181H240ZM58 184H53L51 185L50 189L46 190L45 192H41L39 194V196L35 197L37 200H41L44 199L47 193H56L58 192ZM231 187L233 189H235L236 184H232ZM92 192H95V189L91 190ZM12 199L15 200V202L17 204H20V201L18 199H16L15 197H11ZM159 202V201H158ZM221 203H223L221 201ZM175 206V205H173ZM85 207H92L91 205H85L84 203H81V208H85ZM229 208H232L231 203L229 204ZM233 214H235V209H232ZM31 214V213H29ZM105 215H107V213H105ZM249 215H251V212H249ZM198 218V217H197ZM157 219H159V217H157ZM241 220L243 219V217L240 218ZM57 223H59V221H56ZM105 224L108 223L107 220L104 221ZM205 225H207V221H204ZM216 224H219V221H215ZM99 225H93V227H98ZM77 227H79V225L77 224ZM225 229H227L228 225L225 224ZM261 243H264V241H261ZM165 251H167L165 249Z\"/></svg>",
  "mask_w": 264,
  "mask_h": 264
}]
</instances>
